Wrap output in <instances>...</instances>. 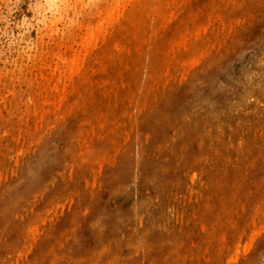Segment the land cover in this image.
Masks as SVG:
<instances>
[{
    "label": "rangeland",
    "instance_id": "rangeland-1",
    "mask_svg": "<svg viewBox=\"0 0 264 264\" xmlns=\"http://www.w3.org/2000/svg\"><path fill=\"white\" fill-rule=\"evenodd\" d=\"M51 1L53 2V4H51L52 3ZM145 1H147V0H145ZM145 1L143 0L140 3H138L139 0L138 1L136 0L135 3H133L132 5H135V4H138V5H135L136 7L132 6L130 8H132V10H131L132 12L136 9L134 11V15L132 14V16L135 17L136 14L137 15L142 14V15H139L138 18L141 17L140 19H142V21L144 20L142 22V24L146 25V23H148L146 25L147 28L144 25L138 26L139 24L137 22H134V21H133L134 23H130V24L126 25L127 27H129L131 24H133L134 26H132L133 29L131 28V31L129 30V28L131 26L127 29L130 32V34H129V32L126 31L127 33H126L125 37H127V38H125V39L127 40V42L128 41L130 42V45H127L126 47L127 48L130 47V49H128V51H126V53H125V51L122 52L123 54H126L125 57L123 56V54L121 55V53H120V58H119V52L120 51H118V53H116V55L112 54L108 57V52H106V49H105L107 46H108L107 51H109V49L111 50L114 47L120 49L122 47L121 44H123V43L127 44L126 40L123 41L122 36H119L121 32H117L118 35L116 34V35H111L109 37H107V36L104 38L102 37L103 39L106 38L103 42L100 41V40H102V38H99L100 40H98L99 42H97V44H100L99 45L100 47L97 46L95 48L96 50L94 49L92 51L91 55H89V57L86 58V60H87V63H86L87 66L85 65L86 69L83 68L80 71V73L82 71H84L83 73L80 74V75H82V78L80 77L81 78L80 79L78 77L79 76L78 71H77L78 73L77 72L73 73L74 74V76H72L73 80H75V78L78 77L79 80H77V79L76 80L78 81L79 84L78 85L76 84L77 86H74L72 88H70L69 86L65 87V93H67V94H65V97H64V99H66V100H63V102H61L62 104L60 105V108L63 109V111H62V109L59 110V108H57V107L55 108V106H52V109H51L50 103L47 102L48 97L52 98L54 96L53 97L54 103H58L57 100L59 97V93L61 91V90H57L54 88V83L56 82V80H57L56 78L58 77V71L56 69L54 70V68H56V65H57L56 62H59V60H58V57L53 55L52 52H54L55 50H57L60 47L59 49L62 52L64 51V53L65 52L71 53V50L69 49L68 45L73 44L71 46L76 47L78 41L76 39L77 42L74 43L71 38L69 40L63 39V38H65V36L63 34H66L67 32L69 33V31H71V30H77L78 28L76 25L77 24L76 21H78V22L81 21L82 22L81 24H83V22L85 24L86 21L89 20L88 17L90 15V10L87 9L83 14H81V13L78 14L76 8H73V10L72 9H69L67 11L65 10L66 12H64V10H63V12H60L58 9L63 7V4L61 3V2H63V0L61 2L59 0L58 1L57 0H0V119H1L0 120V135L1 136L3 135L2 138L0 136V138H1L0 139V229L3 231L2 232L0 230V236H1L0 237V264L2 262H3L2 264H11V262H13L12 264H16V263L17 264H31V263L34 264V262H35V264H37V261L40 260L39 257H41V262L38 261V262H40L39 264H43V263L55 264V262L56 263L58 262L57 264H72V262L75 264H80L81 261H82V264H91L90 259L92 260L94 258V260H95L97 258V256L100 254L98 252L102 251V250L98 251L99 250L98 248L100 247V245H101V247H103L104 253L101 252L102 254H101V256L99 255V257H101L102 260H99L98 259L99 257H98L96 259L97 261L95 260V262H96L95 264H106L107 263L106 261H108V262L110 261L108 264H111V263H113V264H152V263L153 264L154 263L155 264H158V263H160V264H172L174 262H175L174 264H176V263L177 264L178 263L183 264V262H184V264H209V263L210 264H226L227 262H226L225 258L228 260L233 259V261H230L231 263L227 260L228 263H230V264H264V228H262L261 232L259 230L258 233H255V231L257 229L255 230V228H253V225H252L253 222H255L254 227L256 226V228H258V226H259V229H261V227L264 225V216H263L264 211L262 212V210H264V208H263L264 204H262V203H264L263 202L264 201L263 200L264 199V0H225V1L223 0L222 3L220 0H217V1L215 0V2L210 0V3H209V1H208V3L211 5V2H213L212 5L214 4L213 7H212V5L210 6L211 9L213 8V10H214V11L211 10L212 12H210V10L208 8L209 6L204 7V4L207 3L206 2L207 0H202V1L201 0H188L189 1L188 3L186 2L187 0H185L184 4H182L183 0H174V2H175L174 5H177V4L179 5V6L177 5V7L174 6L177 9L179 7L181 8L182 5H185V6L190 5V6H187L185 8H183L184 7L183 6L182 7L183 9L179 8V11L178 10L176 11V9H173V7H172L173 5L171 3H169L170 0H148L147 2H145ZM171 1H173V0H171ZM177 1H179V2L177 3ZM190 1H192V2H190ZM196 1H198V2L200 1V4ZM218 1L220 3V5H219L220 8L218 6V4H219ZM159 2H161V4H159ZM180 2H182V3H180ZM143 4H146L147 7ZM221 4H222V6H221ZM150 5L153 7L155 6V8L151 7ZM157 5L160 8V10H162V8L165 7L163 14H161L162 12H160ZM201 5H203L202 7L204 9L206 8L207 11H205L203 13L204 15L200 14V17H199V14H197V12H198L197 10L201 8L200 7ZM137 7H139V8H137ZM142 7H144V8H142ZM151 8H152L151 13L153 12V14H150V12H149V14L151 16H153L154 19H153V17L149 16L148 13H145V12H148ZM168 9H170V10H168ZM171 9L173 11H171ZM189 9H195L197 11L196 13L194 11V15L192 14L191 16L197 17L198 21H199V19L201 20V21L197 22L198 24L194 25V23L197 20L193 21V19H191L192 21L190 22L192 24H189V23H188L189 25L186 24L187 22H189L187 20L190 19V16L188 18V13H187V11H189ZM204 9L201 8L200 10H202V12H203ZM216 9H217V11L219 10L220 12L219 11L217 12ZM228 9L229 10L231 9L232 11L228 12ZM145 10H147V11H145ZM224 10H227V11L224 12ZM56 11H58L59 14ZM221 11L224 15H222ZM170 12H174L173 17H171L169 15ZM206 12H208L209 14L211 13V14L206 15V14H208ZM213 12L215 15L212 14ZM156 13H158V15H161L157 18L158 21L162 22V20H163V22L160 24L158 22L155 23V21H154L157 17ZM178 13H180V14H178ZM190 13H193V11L191 10ZM225 13H226V15H225ZM228 13H229V15H228ZM145 14L148 15L150 18H146ZM164 14L166 16L167 15L168 16L166 17ZM185 14H186L187 18L185 16ZM179 15H180V17H178ZM227 15H228V19H226ZM176 16L179 18V19L177 18L178 21H176V19H174ZM202 16H204V17H202ZM208 16L212 17V19H205L206 17L208 18ZM224 16H225L226 20H224V18H223ZM181 17H182V19L184 18L187 20H182ZM213 17H214V19H213ZM135 18H137V16ZM160 18H161V20H159ZM167 18H170V19H168L169 22L166 21ZM55 19L57 20V22L54 23L55 26L53 25V27L57 28V29L49 28V25L52 22L51 20H54L53 22H55ZM148 19H150L151 21H149ZM173 19L177 23L174 24ZM203 19H204V21H203ZM145 21H147V22H145ZM73 22H75L76 24L73 25L74 27H71L72 24H74ZM153 22L155 24H153L154 27L151 29L150 26L151 27L153 26V25H151ZM178 22H179V24H178ZM181 22H183V23H181ZM135 24H137V25H135ZM176 24H178V25H176ZM184 24H185V26H184ZM180 25L184 26L185 28L184 27L183 28L185 30L182 29ZM190 25H191V27L193 25L192 28L196 29V30H192V32L194 31V33H187V30L191 29ZM156 26H157V28H156ZM160 26H162L163 28H161ZM186 26H189V27H186ZM140 27H144V29L140 28ZM159 27L161 28V30L163 29V31H165L163 33H166L168 31V34L167 33H166V35L161 34V30ZM166 28H167V31H166ZM141 29H143V31L145 32V37L143 36L144 38L142 36H140V35H143V33H144L143 31H142L143 33H140ZM145 29H146L147 33H146ZM48 30H49V33L51 30H58V33H54L55 35L53 34V37L57 38L56 41L54 39H52V37L49 36ZM135 30H137V32ZM151 30H154V31H152L153 33L151 32ZM158 30H160V32ZM60 31H61V33L59 35ZM62 31H64L63 34H62ZM65 31H66V33H65ZM46 32L48 34H45ZM156 32H159V33H156ZM135 33H136V35H135ZM154 33L156 36L153 35ZM212 33H213V35H212ZM57 34L60 37H58ZM127 34L130 36H128ZM158 34L162 37L161 38L162 40L165 39L164 41L168 43V46H167L168 48L165 50V48H166L165 47L162 50V51L165 50V52L167 51V53L163 52L167 56L165 57V59H163V57L165 55L162 57L163 60L161 62L159 61L160 64H156L155 62L158 63V61H156V60L160 59L159 57H161L163 55L162 52H161V56H158V59H156L154 56V58L156 60L152 56H150V57H152L154 60H150L149 59L150 57L149 58L146 57L147 53H148L147 56H149V54H150L148 51L152 52V48L155 47L156 49L154 48V50L156 51L157 48L159 50L163 47V43H162L161 39H160V41L156 40V39L160 38V36H158L159 38L157 37ZM149 35H150V37H149ZM164 35L166 36V38L170 37V40L163 38V37H165ZM135 36H137L138 39ZM111 37H113L114 42L117 43L115 46H114L115 43H113V41H112L113 38H111ZM130 37L133 39V40L131 39V41H133L132 43H135V41H137V43H135V44L138 45L137 46L138 49L135 48L136 46L133 45L134 49L132 47V51H130L131 46H132L131 41H130ZM134 37L136 38V40L134 39ZM140 37H142L143 39L147 38V39H145V42H146V40H148V41L146 42L145 45L143 44L144 42L141 41L143 39ZM40 39L43 40L42 44H41ZM151 39H154V40H151ZM187 39L190 40V45H187L189 48L187 46L185 47V41ZM110 40L112 41V43L110 42ZM70 41H72L73 43ZM107 41L109 43H107ZM150 41H152V42L155 41L156 42V43L154 42L155 46H153L154 44H152V42H150ZM58 42L60 43V46L59 45L56 46ZM63 42L65 45L63 44ZM129 42H128V44H129ZM159 42H161V43L159 44ZM101 43H103L107 46L104 47V45ZM142 44L144 45V47L142 46ZM157 44L160 47L161 46L162 47L159 48V46H157ZM42 45H44L46 48H44V46H42ZM109 45H111V46H109ZM191 45H192V47H191ZM140 46H142L141 49L139 48ZM151 46H152V48H150ZM49 48H50V50H49ZM39 49L42 51H40ZM144 49H145V52H144ZM37 50L40 51V53ZM44 50H47V51H45V53H44ZM133 50L135 53L133 52ZM136 50H138V51H136ZM48 51H49V55L47 56ZM98 51H100V52H98ZM141 51H143L142 55H140ZM103 52H104V54H106V56L103 54ZM35 53H36V56H35ZM129 53L131 55H129ZM136 53H138V57H137ZM156 53L157 52H155L154 55ZM37 54H41V55L44 54L43 56L45 59L43 60L42 56L40 55V57H41L40 58ZM93 54H95V55H93ZM100 54L102 56H105V58H102V56ZM132 54L134 55L133 58L135 60L138 59L140 56H142L144 61L140 57L142 62H139L140 61L139 59L135 62V60L131 58ZM157 54L159 55V53H157ZM157 54H156V56H157ZM28 55L29 56L32 55V56H30V58L31 57L34 58V60L31 58V61L33 60L32 62L29 60ZM127 55H129L131 57H126ZM151 55H153V54L151 53ZM168 55L170 58H168ZM51 56H53L54 58H52ZM111 56H114V57L116 56L115 57L116 61L114 59H112ZM143 56L146 57V61H149V65L151 64L150 61H155L154 62L155 64L151 65L152 67H154V69L157 67H161L160 65L164 61H167V62H165L167 64L165 66L164 65L165 63H164L163 64L164 67L163 68L161 67L160 70H158V68L155 69L158 72H156V71L153 72L154 69L148 71V70H145L148 63L145 61ZM179 56H182L181 58H183L182 62L178 60L179 61L178 64H180V65H178L176 63L177 58ZM55 57H56V60H58V61L55 60ZM97 57H99V58L97 59ZM100 57L104 62L101 60L98 61L100 59ZM106 57H108V60L111 58L110 60H113V61H110V60L107 61ZM48 58H49V61H46V60H48ZM128 58L129 59L131 58L135 62V64L139 63L136 65L139 68H137L134 64H133L134 66H132V63H134V62L128 60ZM121 59H123V61L125 60V62H123V63L127 64V65H124V66H127V68L122 65ZM171 59L172 60L174 59L173 60L174 62H168V61H171ZM95 60H96V62L94 64ZM44 61H45V63L47 62L46 67L43 66V65H45ZM33 62H35V63H33ZM49 62H50V64H49ZM102 62L104 65V69H101V70L98 69V71H97V68H102V66H103ZM108 62H109V64H107ZM115 62L119 64L118 66L121 65L123 68L121 69V67H118L116 64L117 68H120V69L116 68L115 69L116 71H115L114 70V68L116 67L114 64ZM128 62L130 63V65L128 64ZM30 63H31V65H29ZM36 63H39V64H37L39 66H37ZM55 63H56V65H55ZM168 63H170V65ZM98 64H99V66H101V65L102 66L99 67ZM110 64H111V67L113 66L112 67L113 69L111 67L107 68ZM142 64H144L145 66H141ZM171 64H173L174 68L172 67ZM34 65H36L37 68H35ZM54 65H55V67H54ZM105 65H106V67H105ZM128 65L130 68L132 67V73L136 72V75L139 74L140 78L138 77L139 75L136 76L135 73L132 75ZM175 65H176V68H175ZM32 66H34V67H32ZM47 66H49V67H47ZM41 67H44V69H42V71L40 72V71H38L39 70L38 68H41ZM134 67H136V68H134ZM140 67H143L144 69L142 68L143 69L142 70ZM29 68H30V70H29ZM110 69H112V70H110ZM125 69L126 70L128 69L131 75H129V76L126 75L127 76L126 77L125 74L128 71L125 73ZM133 69H135V70L140 69V71L142 72V75H141V72L139 70H138L139 73H137V71H134ZM147 69H150V66H148ZM99 70H100V72H99ZM119 70H122V71L119 72ZM123 70H124V72H123ZM111 71L112 72L114 71L113 75H112ZM86 72H87V75H86ZM116 72H117V74H116ZM168 72L173 73L172 77H169L171 75H168L167 74ZM39 73L40 74L42 73V76H41L42 78L39 77L40 76ZM122 73H123V76H122ZM83 74H85L86 76H84ZM103 74L105 77L103 76ZM118 74H120L119 75L120 78H118L119 77ZM116 75L118 78V79L117 78L116 79L120 80V82H121V84H119V85L116 84L117 82H115L116 81L115 78H114L115 83L112 82L114 84L110 83V81H109V79L111 78L110 76L116 77ZM130 76H131V78H130ZM141 76H142V78H141ZM174 76L176 78H174ZM123 77L125 78L124 80H123ZM128 77L130 79L126 80V79H128ZM132 77H133V81H132ZM137 77L139 78V80L141 79L140 81L143 82V83H141V85L139 83L140 81L138 82ZM145 77H146V80H145ZM107 78H109V79H107ZM151 78H153L152 83H151ZM170 78H172V79H170ZM29 79H30V81H29ZM104 79L105 80L107 79V81H109V85L111 87H109V88L104 87L105 82H106L105 83L106 86H108V82L105 81ZM134 79H135V85L134 86L132 85L134 83H131L129 85V81L134 82ZM143 79L145 81H143ZM147 79H148V82H146ZM168 79L171 80L170 81L171 83L169 82ZM47 80H49V82H47ZM76 80H75V82H77ZM81 80H84L86 84L84 82H81ZM86 80L88 81V83L86 82ZM102 80H104L105 82L104 81H103L104 83L101 82ZM136 80H137V83H139L138 86L139 87L142 86V87L138 88ZM160 80H162V81L166 80L167 82H162ZM3 81H5L4 85H3ZM111 81H113V79ZM127 81H128V86L126 87L124 84L127 83ZM157 81H159V82H157ZM9 82L12 85H10ZM41 82L43 85L41 84ZM144 82H146L145 85L147 84V86H148V84L150 85V83H151L152 86H150V91H148L149 90L148 87H147V89H144V88H146V86L143 87ZM6 83H9V85L7 84L8 85L7 86ZM38 83H39V86H38ZM89 83H90V86H88ZM154 83H159V84H155V86H154L153 85ZM169 83H170V85H172L171 86L172 88L171 87L168 88V86H170ZM80 84L82 86H85V87H83V90H82V88H81L82 86ZM93 84H95L94 88H92ZM166 84H168V85H166ZM123 85L126 87V89H124L125 87H123ZM161 85H163L164 88ZM79 86H81V87H79ZM97 86H98V89L96 88ZM114 86H115V88H114ZM158 86H159V88H158ZM87 87L90 89H87ZM101 87H102V90H101ZM121 87H123V88L121 89ZM134 87H135V89H133ZM161 87H162V89L165 90V92L163 90H161ZM73 88H74V90H73ZM119 88L122 92L121 94L124 93L123 96L124 95L126 96V97L124 96L125 98H128L127 94H132L131 96L136 97V98L132 97L134 100L136 99L134 101L131 98V96L129 95L130 100L131 101L133 100L135 102L134 103L135 106L137 105L136 107H134L133 106L134 104L129 102L128 99H126L127 102L124 100H123L124 103L121 102L123 98L121 99L122 96H120V95H119L120 99L118 98V94L120 93ZM129 88L132 91L134 90V92H135V90L138 91V93H139V91H141V92L139 94L135 92L137 95L135 94V96H134V92L133 93H131L132 91L131 92L128 91V93L126 92L127 89L129 90ZM137 88H138V90H137ZM141 88L144 89V93H145V94H143V95H145L144 97H143V95H141V93L143 91ZM165 88H168V90H166ZM11 89H13L12 90L13 93L15 92L16 94L15 93L14 94H10V93L8 94V92H9L8 90H10V92H11ZM75 89H76V92H75ZM99 89H100V91H99ZM156 89L158 92H156ZM69 90H71V91H69ZM78 90H80V91H78ZM92 90H94L95 93ZM107 90H109L108 91L109 93H107ZM113 90H115V91H113ZM81 91H84V93H81ZM101 91H104L105 94H107L108 96H105L104 92H101ZM153 91L158 95L157 98L162 97L161 98L162 102L160 101V99H159V101H157L158 99L155 97L156 94L154 96V93H152ZM167 91H168L169 95L166 93ZM112 92L114 93V97L112 96V99L110 100V96L113 95ZM117 92H118V94H117ZM147 92L154 97V98L151 97L153 101L152 100L149 101V98L151 95H148ZM74 93H77V94H75V96H74ZM78 93H79V95L80 94H83V95H80L81 96L80 97V96H78ZM96 93H98L99 95H96ZM164 93H166V94H164ZM92 94H94V95H92ZM41 95H43L42 97H44V98H42ZM76 95H77V97H76ZM85 95H86V97H84ZM12 96L15 98H13ZM31 96H33V97L31 98ZM67 96L69 99L66 98ZM73 96H74V99H73ZM95 96L96 97L97 96L98 97L103 96V102L107 99L105 102H107L108 105H109V103H111V105L115 104L114 107L117 105V107H116L117 109L116 108L114 109L113 106L107 107V104H105V102H104V105L102 103L95 104V101L98 102L96 100L97 98ZM3 97L8 98V99H5ZM140 97L141 98L143 97V99H144V101L142 99L143 102H145V97L146 98L149 97L147 99L150 103H148V101H146V105L144 103L140 105V101L139 102L137 101ZM71 98L74 101H72ZM81 98L83 99V102H82ZM88 98H89V100H88ZM104 98H105V100H104ZM117 98L119 99V101ZM141 98L139 100H141ZM3 99H4V101H3ZM9 99H11V105L7 101ZM31 99H32V102L34 101L33 103L31 102ZM75 99H77L78 101H76ZM101 99H99V100L101 101ZM154 99L156 100V102ZM44 100L47 102V104H45L46 102ZM67 100H68V102H67ZM79 101H81V102H79ZM111 101H113L115 103H113ZM4 102H5V105H4ZM72 102L74 104H72ZM93 102H94V106L100 105V107H102V108H99V106H98L99 110L98 109L97 110L100 111V113L103 112L104 114L107 115L111 111L110 113L113 112V114L107 115L108 119H107L106 115L100 114L102 116V118H101L99 113L96 111L97 107H95L94 111L97 113L96 115H99V117H97L95 115V112L93 111L94 116L97 117V118H94L95 119V122H94V120H92L93 117L91 118V116H89V114L93 115V114L89 113L90 111L92 112V110H90V109L94 108ZM157 102H159V103H157ZM43 103H44V105H43ZM70 103L73 105L74 110L71 109L72 105L70 106L69 105ZM81 103H83V104H81ZM130 103L133 105H131ZM118 104L121 107L118 108V106H119ZM125 104L129 105V106H126V107H129V109H132L133 107L136 108V111L138 110L137 107L139 108V106H141L140 107L141 109H142V107H144V108H143V111L139 108L140 109L139 111H141L142 113L138 111V115H137V114H135V113H137L135 111V109L133 110L135 112H133L132 110H129V109L128 110L122 109L123 106H125ZM149 104L152 105L153 108L150 107ZM158 104H159V106H155ZM28 105H30V106L28 107ZM76 105H78V106L80 105V106L77 107ZM147 105H149V107ZM9 106H12L10 110H9V108H10ZM37 106H38V108H37ZM85 106H87V111L90 110L89 112H87L89 114L86 113L87 114L86 116H89V118L84 116L85 112L82 111V110H84ZM103 106H105L107 108L104 107V109H103ZM65 107H66V109L68 108L66 111H64ZM126 107H124V108H126ZM30 108H31L32 112H31ZM33 108L35 109V111H33L34 110ZM148 108H151L149 111V114H147ZM118 109H122V110H119L122 113H119L116 115V112L118 113ZM12 110L14 111L15 114L13 113ZM39 110L42 113L41 112L39 113ZM123 110H125V111H123ZM126 111L128 112V115L125 114V113H127ZM129 111H131L133 114V116H132V114L130 113L131 119H128V117H130ZM65 112L67 113V115ZM143 112H147V113H143ZM33 113H35V115ZM54 113H56V114H54ZM57 113H58V115H57ZM61 113L63 115L65 114V115L61 116L62 115ZM81 113H83V114H81ZM121 114L122 115L125 114V116L123 117ZM139 114L141 116H143L144 114H147V115L141 117V116H139ZM59 115H60V117H59ZM120 115L124 119L120 118L121 117ZM83 116L85 117V119L83 118ZM78 117L79 118L82 117L83 119L80 118V121H79ZM103 117H106V119H107V121H106V119H104V123H103ZM90 118L93 122H91ZM114 118H116V119H114ZM125 118H126V120H125ZM61 119H63V120L61 121ZM96 119H100L101 123H99V120L97 121ZM118 119L121 121V123H120V121H118ZM89 120H90V124H86V123H89ZM115 120L118 122V123H116L118 125L113 124L114 122H116ZM127 120L131 124L130 128H127L128 126H130V124L127 126V124L129 123V122H126ZM85 121H87V122H85ZM111 121H112V123H111ZM122 121H124V122H122ZM1 122L2 123L4 122L5 124H2ZM125 122L127 124H124ZM83 123H85V124H83ZM96 123H97V126L100 124L101 125L104 124V125L103 126L100 125L101 126V128H100V127L96 126ZM107 123H109V124L107 125ZM43 124H46V125H43ZM80 124H81V126H80ZM119 124H120V126L122 124V126H121L122 129L120 128ZM35 125L37 127L35 129L36 131L33 130L35 128ZM82 125H84L83 128H85L86 131H84L85 129L82 128ZM105 125H106V127L107 126L108 127L106 128ZM38 126H41V128ZM42 126H44V128ZM109 126L114 127V129L110 128ZM123 126H125V127H123ZM91 127H92L93 131H92ZM102 127L103 128L105 127L104 129L106 131L104 129H102ZM1 128H3V129H1ZM15 128H17L19 131H20V128L22 130L18 133L17 132L18 130L17 129L15 130ZM80 128H82L83 130H78ZM99 128L102 130L100 131ZM109 128H110V133L115 132V134H116L115 136L113 135V133L111 135H113L114 139H116L117 141L110 139V138H109L110 140H108V137L112 138V136L108 132ZM125 128H127V129H125ZM45 129H46V131H45ZM97 129H99L98 132H97ZM111 129H112V131H111ZM116 129H117V131H115ZM120 129L123 130L122 132H124L125 130H126L125 132H127L129 129L128 132L130 135L126 133V136H124L125 137L124 138L123 135H125V134L124 133L122 134ZM3 130H4V132H3ZM43 130L45 132H42ZM90 130H91V133H93L92 135H89ZM140 130H141V133H140ZM23 131H24V133L22 134ZM79 131L81 132V134H79L80 133ZM118 131L122 135H120V133H118ZM2 132H3V134H2ZM28 132H30L29 135H28ZM76 132H79V133H76ZM85 132H86V134L88 132V134L86 135ZM83 133L86 136H84ZM102 133L108 137L103 139V137H106V136L103 135ZM117 133L119 134L118 136H120L121 138H119L117 136ZM145 134L148 136H146ZM99 135H100V137H99ZM26 136H28V137H26ZM127 136H128V139H127ZM39 137H40V139H39ZM97 137H98V140H97ZM122 137L125 140L127 139L126 140L127 142H129V138H130L131 143L129 142V144H128V143H126V141L124 142L122 140L123 139ZM25 138H26V140H25ZM99 138L101 139V142H100ZM142 138H143V140H142ZM85 139H86V141H85ZM105 139H107L106 142H105ZM120 139L123 141V143H121L122 141ZM35 140L37 141V143H35L36 142ZM118 140H120V144L119 143L117 144V142H119ZM31 141H32L33 145L31 144ZM107 141H108V143H107ZM144 141L146 142L145 143L146 145L144 144ZM170 141H172V143ZM82 142L84 143V148H87L86 146H88L90 153L94 152L95 150H96V152L92 153V155L91 154L89 155L88 154L89 152L86 153L87 152V151H85L86 149L82 148L83 147V144H81ZM91 143H92V145H91ZM102 143L104 144V147H103ZM109 143H111V145ZM124 143L127 144L126 146H128V145H130V146H128L126 148ZM240 143H241V145H239ZM22 144H24V145H22ZM112 144H113V147H115L114 150L120 149L119 152L113 151V153L114 152L116 154L120 153L121 156H118L119 154L117 156H116V154H115V156L113 155V153H112L113 148L112 149L110 148V146H112ZM115 144L116 145L122 144L123 146L121 145V147L120 146L116 147V146H114ZM147 144H148V146H147ZM199 144L201 145V147ZM20 145L22 147H20ZM101 145L103 147L102 150H101ZM92 146H95V147L93 148ZM97 146H99L100 148L99 147L97 148ZM129 147L131 150H129ZM88 148H87V150H88ZM17 149H20V150H17ZM82 149H84V150L81 151ZM99 149H100V151H102L101 154L103 153V149H104V152H106V150L109 149L108 153L106 152L105 156L107 155V158H108V156L110 157L111 155H113L114 157L111 156V160L116 158V159H114V163H111L110 158H108V161H107V158L105 156L104 157L101 156ZM214 149L219 154L215 153ZM27 150H28V152H26ZM188 150H190V151H188ZM16 151L18 153H16ZM124 151H126V153L128 155L124 154L125 156L124 155L122 156V153ZM97 152H99L97 155H100L101 158H105V160H106V161L105 160L102 161L103 164L101 161H99V164H100V162L102 164V165L100 164L101 168L98 167L99 166L98 165L99 157L96 160V158H97L96 153ZM82 153H85V154H82ZM86 154L88 155V158L90 156V158L88 160H90V159L93 160V156H94V159L96 160L97 164H93L95 162V160H93L94 162L91 160L92 164H89L90 161L87 163V159H86L87 155ZM182 154L184 155L183 158H182V156H183ZM205 154H207V156H205ZM18 155H20V156H18ZM95 155H96V157H95ZM126 155H127V157H126ZM175 155H176V157H175ZM179 155H182V156H179ZM117 157L118 158L121 157V159H119L117 161V159H118ZM122 157H124V158H122ZM198 157H200L201 159ZM196 158L198 159V161ZM84 160L86 162H84ZM199 160H200V162H199ZM203 160L206 162H204ZM227 161L229 162V164L227 163ZM249 161H250V163H249ZM121 162L123 163L122 165L120 164ZM176 162L178 163V165L176 164ZM79 163H83V166L84 167L86 166V167L84 168ZM235 163L239 167H237ZM248 163H249V165H248ZM86 164H89V165H86ZM104 164H106V165H104ZM107 164L108 165L110 164L112 166L109 165L107 167ZM78 165L81 166L82 168H80ZM91 165L96 167V172H93L94 176L92 175V172H89V171H93L95 169V168H93V170L90 169L89 167ZM240 165H241V167H240ZM93 166H91V167H93ZM245 167H248V168H245ZM70 168H71V170H70ZM98 168L100 169L99 170L100 175L97 173ZM244 168L246 171L244 170ZM64 169H66V170H64ZM111 169H112V171H111ZM192 169L194 170V172H197V170H198V172H197L198 175L200 173L201 176L200 175L199 176L203 181L200 180L199 178H198V180H199V182H201V186H199L200 185L199 182H196V184H194V182L191 179L190 180L193 182L194 186L192 184H190L191 181L189 182V178H191V176H192V174H190ZM195 169H197V170H195ZM200 169H202L201 172H200ZM241 169H242V171H241ZM63 170H64V172H63ZM103 170H105V172ZM117 170H118V172H117ZM174 170L175 171L177 170L176 173L174 172ZM189 170H190V172H189ZM193 170L191 173H193ZM208 170H210V172ZM248 170L250 172H248ZM113 171H114V173H113ZM145 171L148 172L147 173L148 176H147ZM152 171L155 172V173L153 172L155 175L152 174ZM186 171H187V173H186ZM225 171H227V172H225ZM26 172L28 175L26 174ZM69 172H70V174H68ZM106 172H107V176H104L102 173L106 174ZM110 172H112V173H110ZM180 172H181V175H180ZM203 172H204V174H203ZM246 172L250 173V174L247 173L249 176L247 174H245ZM88 173H90V174H88ZM108 173H109L110 177L108 176ZM169 173H170V175H169ZM82 174H83V176H82ZM110 174H112V175H110ZM165 174L168 177L165 176ZM177 174H179V176H178L179 178H177ZM189 174L191 175L190 177H189ZM234 174H236V175H234ZM88 175L90 176L89 178H88ZM143 175L147 176V177H145L146 179L144 178ZM156 175L160 176V177H157ZM151 176L153 178L155 177V179L157 178L158 180L153 179L155 181V182H153V180L150 179V178H152ZM213 176L215 179L213 178ZM85 177L88 178V180H86ZM141 177H142V179H141ZM209 177H211V178H209ZM219 177H221V178H219ZM246 177H247L249 182L247 181ZM250 178L252 179L251 181L254 180L253 182H255V183L251 182ZM111 179H112V181H111ZM159 179H161L160 183L162 185L160 183H158ZM165 179L167 180V182ZM143 180H145V182ZM205 180H206V182H205ZM207 180H208V182H207ZM215 180L219 181L218 185L222 190L220 188L218 189V186L216 185L218 182L217 181L215 182ZM240 180H241V182H240ZM180 181H181V184H180ZM210 181L214 185L213 184L210 185V183H209ZM226 181H228L230 183H228ZM243 181L244 182L247 181V182L244 183ZM86 182L87 183L89 182V184H85ZM142 182H144V183H142ZM90 183H92V184H90ZM145 183H146V185H144ZM153 183H154V185H153ZM223 183H225V184H223ZM232 183L233 184L235 183V185H233V186H235V188L232 186ZM251 183H252V185H251ZM98 184H99V186L97 188ZM158 184H160V185H158ZM205 184H206V186H205ZM83 185H86V186L84 187ZM152 185L157 186V187L154 188ZM248 185L253 187L254 189H251ZM255 185H256V187H254ZM165 186H167V187H165ZM189 186H191V188L193 187L192 188L193 190ZM2 187H3V189H2ZM73 187H77L78 190L81 192V194H80V192L76 191L77 188L75 189ZM186 187L190 188L192 193H191L190 189L188 190ZM152 188H153V190H152ZM199 188L202 189L201 192H200ZM204 188H207V189L209 188V189L205 190ZM162 189L166 193H164V191H161ZM177 189L179 191H177ZM195 189H197V190H195ZM210 189H211L212 193H211ZM236 189H237V191H236ZM248 189H249V191H248ZM81 190H83V191H81ZM157 190H160V191H157ZM74 191H75V193H74ZM84 191H86V192H84ZM167 191H168V194H167ZM188 191H190V193L193 195H191ZM195 191H198V192H195ZM204 191L206 194L203 193ZM207 191H210L211 194ZM215 191H217L216 194H218V195H215ZM252 191H254V192L252 193ZM41 192H43V193H41ZM87 192H92V194L89 193V195H87L86 194ZM156 192L162 193L161 194L162 197L164 196L163 199H166L169 202L171 201L172 203L178 202L179 204L177 203V205H176L173 203L172 204L173 205L172 206L173 211L170 210L172 208L171 204H170L171 202L170 203L167 201L162 202L165 200H162V197H160L161 195L159 193H156ZM193 192H195V193H193ZM237 192L241 193V194H238ZM77 193H78V196L79 195L80 196L76 197V199H75V196H77L76 195ZM176 193L177 194L179 193L181 196L179 194L176 195ZM187 193H188V195L190 194L188 196L189 199L187 198ZM39 194L40 195L42 194V195L40 196ZM226 194L228 195V197H226ZM236 194L238 197L236 196ZM255 194H256V196H255ZM165 195H166V198H165ZM185 195H186V197H185ZM198 195L199 196L201 195L202 198L199 197ZM206 195H208V198L206 197ZM214 195L216 196V198ZM258 195H259V197H258ZM1 196H3V197H1ZM70 196H71L72 201L70 199H68V198H70ZM87 196L88 197L90 196V198H91V196H93L94 198L92 197L91 199H89V198H87ZM175 196L177 197V199ZM192 196H194V197H192ZM221 196H223V197L221 198ZM229 196H231L232 198H230ZM249 196H251V197H249ZM198 197H199V199H198ZM219 197L222 200H220ZM77 198L79 199L78 201H77ZM82 198H84V199H82ZM171 198H173V199H171ZM194 198H196V199H194ZM210 198L213 200H211ZM229 198L232 201H230ZM238 198H240L242 200H240ZM75 200L77 201V203ZM81 200H85L84 202L87 205V206H85L86 208H84V206H83L85 203ZM155 200H157V202H159V203H157ZM176 200H177V202H175ZM183 200H184V203H183ZM188 200H189V202H188ZM236 200L239 201V203H237ZM257 200H259V203H261V202L262 203L259 204ZM212 201H213V203H212ZM74 202H75V204H77V206L74 204ZM206 202H207V204L208 203L209 204L207 205ZM214 202H217V203H214ZM226 202H227V205H226ZM240 202L241 203L243 202L245 205L243 203H242L243 205L240 204ZM163 203H164V205H163ZM253 203L259 204V205L257 206ZM55 204H58V205L56 206ZM79 204L81 207L79 206ZM182 205H185L186 208L183 207ZM237 205H239V207ZM246 205H247V209H250V210L245 209ZM254 205H255V208H253ZM159 206H160V208H159ZM209 206H211V207H209ZM223 206L227 207L228 209L223 208V209L219 210V208H222ZM248 206H250V207H248ZM48 207L51 208L50 211L47 210ZM52 207H54V209L56 208L55 213L57 215L56 214L54 215V211H53L54 209ZM177 207H179V208H177ZM202 207H206V208H202ZM61 208H62V210H61ZM196 208L197 209L199 208L200 213L198 210L195 211ZM229 208H230L231 212H230ZM235 208H240V210L238 211V209H237V211H235L234 210ZM29 209H31V211ZM45 209L48 212V214L45 211ZM75 209H77V210H75ZM178 209L180 211H182V210L185 211L184 214H186V215L184 216L183 213L180 214V211ZM192 209L194 211H192ZM212 209H214V210L212 211ZM255 209L256 210L258 209L259 212L256 211ZM259 209L260 210L262 209V210L260 211ZM20 211L22 213H20ZM171 211H172V215H174V213H175V216L171 215V213H170ZM210 211L212 213H210ZM215 211H217V212H215ZM221 211H223V212H221ZM226 211H228L231 214L227 213ZM43 212L44 213L46 212L47 215L50 214L51 219L49 218V216H47L48 218L45 217V214ZM59 212H60V214H59ZM81 212H82V214H81ZM176 213L178 215H176ZM208 213H210V214H208ZM217 213L219 215H217ZM19 214L20 215L22 214V216H18ZM35 214L38 217H39V215L40 216L42 215L44 220L42 218H40V220H39L38 217L34 216ZM190 214H191V216H190ZM228 214L231 216L229 217ZM245 214H247V215H245ZM250 214H253V216ZM29 215H30L32 220L29 219L30 218ZM180 215L182 218L181 217L179 218ZM192 215L193 216L195 215V217H193ZM199 215H200V217H198ZM232 215H233V218L234 217H236V218H234V219L231 218ZM255 215H257V219H255L256 218ZM261 215H262V217H261ZM32 216H34V217H32ZM166 216H167V218H166ZM217 216H219V217H217ZM12 217H14V218H12ZM205 217H206V220H205ZM27 218H28V220H27ZM45 218H47V219H45ZM74 218H75V220H74ZM169 218H171V220ZM173 218H174V220H173ZM183 218L185 219L184 221L186 223H188V225L183 221ZM190 218H191V220H190ZM196 218H197V220H196ZM213 218L215 219L216 222L213 221L214 220ZM223 218H225V220H223ZM227 218L228 219L230 218V219L228 220ZM252 218H254V219L252 220ZM179 219H182V220L179 221ZM194 219L196 222L197 221H200V222H197V224H194V223H196L194 221ZM231 219L234 220L233 221L234 224L228 223V221L231 222ZM46 220H48L49 222ZM76 220H77V223H76ZM165 220H166V222L168 220L167 224H168V226L170 225V227H171V228L169 227V230L170 229L171 230L168 231V233H167L168 226H167ZM176 220H177V222H176ZM218 220H219V223H218ZM72 221H74V223H73L74 226L71 223ZM201 221H203L202 222L203 228L200 227V229H199V226L201 225ZM250 221H252V222L250 223ZM26 222H28V224H30V225L32 222H34L35 224L37 223L38 224L37 229H38L39 235H37V232H36L37 230L35 229V224H34V228H33V224H32V226H30V225L26 224ZM198 223H199V225H198ZM211 223H213V227H215L216 223L220 227L216 225L215 228H217V229H215L213 227L210 228V226L212 225ZM224 223H225V225H224ZM235 223H237V225ZM261 223H263V224H261ZM49 224H50V226H48ZM164 224H165V227H164ZM191 224H192L193 228L191 227ZM227 224H229L230 226ZM27 225L29 226V228L32 227L35 230V232H32V229L27 228L28 232L26 233V231H25L26 228L24 226L27 227ZM39 225H40V227H39ZM69 225H71L70 228H69ZM184 225H186V226H184ZM226 225L228 226L227 230H226V227H227ZM249 225L250 226L252 225V226L250 227ZM65 226H66V228H65ZM180 227H182V228L180 229ZM183 227H185V228H183ZM205 227H207V228L205 229ZM231 227H232V229H231ZM21 228L22 229L24 228V229L22 230ZM41 228H42V232H41ZM166 228H167V230H166ZM219 228L221 231L219 230ZM244 228L247 230H245ZM46 229H47V231H45ZM64 229H67L69 231H66V230L64 231ZM195 229H197L196 230L197 232L194 231ZM198 229H199V231H201L200 234L202 236L199 235ZM19 230H20V232H19ZM161 230H163L162 234L164 236H162V234L160 232ZM176 230H177V232H176ZM187 230L191 231V234H192L191 237H190L191 234L188 233ZM202 230H203V233H202ZM205 230L209 231V232L206 231L208 234L205 232ZM217 230L219 232H217ZM253 230H255V231H253ZM22 231H23V233H21ZM29 231L32 232L33 235H31L32 233H30ZM62 231L65 234V235L62 234L63 237L60 234V233H62ZM179 231L183 234V236H182V234H180ZM226 231H228V232L226 233ZM244 231H245V233H243ZM249 231L250 232L252 231L255 233V234L252 233L253 235L251 234V237H255L254 239L249 237L250 236V235H248ZM175 232L177 234H179V236H181V237L177 236V234ZM224 232L226 233V236L223 235V234H225ZM28 233H30V234L27 235ZM34 233H35V235H34ZM164 233L169 234V237L167 234L165 235ZM171 233H174V234H171ZM241 233H243V234L241 235ZM228 234H229V236H228ZM26 235L28 236V238L34 237L37 235L36 236L37 238H36V240H35V238H33V240H31L32 238H29V239L26 238L27 239V241H26V239L24 238ZM194 235H195V238H194ZM56 236H58V237H56ZM222 236H224V238ZM57 238L60 240L59 242H57V240H58ZM167 238H168V241L170 240V242L167 241ZM177 238H179L180 240H178ZM222 238L224 241H222ZM237 238H240V240ZM245 238H248V239H245ZM54 239H57V240L55 241ZM197 239H199V240H197ZM249 239H251V240L249 241ZM29 240L31 242H29ZM181 240L182 241L187 240L189 242L188 243L189 246L186 244L187 241H186V243H184L185 241L182 242ZM237 240H239V242H237V243H239V246L235 245ZM245 240L246 241L248 240V241L246 242ZM24 241H26L27 243ZM34 241H35V243L32 244ZM196 241H197V243H196ZM213 241L215 242V244L213 243ZM23 242L25 243V245ZM28 242L31 244L30 246L27 245V244H29ZM54 242L57 244H54ZM222 242H225V244L223 246H222ZM244 242H246L248 245L251 242L250 246H248L246 244L248 246V249H247V246H245ZM13 243H15V245H13ZM22 243H23V245H22ZM175 243H176V246L179 245L177 247V249H176V246H174L175 248L171 247ZM181 243H184V245L186 244L187 246H184ZM190 243H192V244L190 245ZM203 243H204V245H203ZM11 244H12V246L10 248ZM131 244H134V245H132V247H131ZM193 244H194V246H193ZM243 244L246 247V249H244L245 247L243 246ZM52 245L55 247L57 246V250L55 247L53 248V249H55V251L53 252V254H55V256H52V253H51L53 251L51 249ZM182 245H183V247H182ZM209 245H210V247H209ZM25 246L31 247V248H27ZM127 246L129 247V249ZM237 246H238L237 251L238 250L239 251L237 252L235 250L236 252H234V249H236ZM63 247H65V249ZM133 247H135L137 249L132 250L133 253H131V249ZM187 247H188V249H187ZM20 248H23L22 249L23 251ZM24 248L27 251L24 250ZM135 248H133V249H135ZM171 248L173 250L175 249L177 251L175 253H172ZM193 248H195V250ZM242 248L245 250L244 252H242V250H243ZM18 249H19V251H18ZM49 249H51L52 251L51 252L48 251ZM198 249H199L200 253L198 252ZM128 250H129V252H128ZM45 251H48V253L50 252L51 255L50 254L48 255V253H46ZM69 251H70V253H69ZM105 251H107L106 253L107 254L109 253V254L106 255ZM183 251L185 253H183ZM192 251H193V253H192ZM194 251H196V252H194ZM13 252L16 254L18 252H20V253L18 255H15ZM120 252H122V255L120 254ZM124 252H125V254L123 256ZM164 252L166 255L170 254L169 255L170 257L169 256L167 257L166 255L161 254ZM231 252H233V253L231 254ZM56 253L58 255H60L59 258H57ZM92 253L96 254L97 256L94 254L92 255ZM112 253L114 255H111ZM115 253H116V255H115ZM178 253H180V255ZM191 253H192V255H191ZM8 254L9 255L13 254L14 256L13 255L8 256ZM20 254H22V255L20 256V259H19ZM41 254H42V256H40ZM129 254L131 257L129 256ZM160 254L164 256V259H165V257L167 258L166 261L162 258L163 256H161ZM234 254L238 255L237 258L234 257ZM84 255H86V256L84 257ZM127 255L129 257L128 259H127ZM177 255H179V256H177ZM190 255L191 256L194 255V257H192V259L194 260V263H193ZM201 255H202V257H201ZM7 256H8V258L6 260ZM49 256H50V258H53L52 261H54V263L51 261ZM132 256L134 258L133 260H132ZM187 256H189V257L187 258ZM14 257H16V258H14ZM54 257L57 260H54ZM173 257H175L176 259H173ZM179 257L181 258V260L184 258L183 260H188V261H181L179 259ZM203 257L205 259L206 258L208 259V257H209V259H211V261L207 260V259L203 260L202 259ZM231 257H233V258H231ZM12 258L17 259V262L15 260L13 261ZM48 258L51 261L50 263L48 261L49 260ZM81 258H83L85 260V263L83 262V259H81ZM160 258H162L164 261ZM9 259L12 261H10ZM31 259H34V261ZM35 259H36V261H35ZM45 259H46V261H45ZM77 259L78 260L81 259V261L78 263ZM112 259H115L117 261L115 262V260H113L114 262H112ZM169 259H170V261H169ZM28 260H29V262H28ZM94 260H92V264L94 263ZM123 260L126 263L123 262ZM153 260H154V262H153ZM179 260L181 263L178 262ZM213 260H214V262H213ZM42 261H44V262L42 263ZM103 261H105L106 263ZM19 262H21V263H19ZM97 262H99V263H97Z\"/></svg>",
    "mask_w": 264,
    "mask_h": 264
},
{
    "label": "bare ground",
    "instance_id": "bare-ground-1",
    "mask_svg": "<svg viewBox=\"0 0 264 264\" xmlns=\"http://www.w3.org/2000/svg\"><path fill=\"white\" fill-rule=\"evenodd\" d=\"M57 1H58V0H57ZM59 1L61 2L62 0H59ZM135 1H136V0H86V1H85V0H63V2H61V3L63 4V7L60 8V9H58L60 12H63V10H64V12H66V11L69 10V9H72V10H73V8H76L78 14H79V13L83 14L87 9H89V10H90V15H89V17H88L89 20H87V19H88V18H87V19H86L87 21H86L85 24H84V22H83V24H81V23H82L81 21H80V22L76 21L77 24H76L75 22H73L74 24L71 23V24H72L71 27H74L73 25H75V24L77 25V28H78L77 30H71V31H69V33H68V32L66 33V31H65L66 34H63L64 31H62V34L65 36V38H63V39H67V40H69V39L71 38V39L73 40L74 43H76V42L78 41L76 47H75V46L72 47L71 45H73V44L68 45L69 49L71 50V53H70V52H69V53H68V52H67V53H66V52L64 53V51L62 52V51L59 49L60 47H59L57 50H55L54 52H52L53 55H55L56 57H58V60H59V62H56V61H58V60H56V57H55V60H56L55 62L57 63V65H56V63H55L56 68H54V70L56 69V70L58 71V77L56 78L57 80H56V82L54 83V88L57 89V90H61V91H60V93H59V97H58V100H57L58 103H54V98H53L54 96H53L52 98H49V97L47 98V102L50 103V105H51V106H50L51 109H52V106H55V108H56V107L59 108V110L62 109V108H60V105L62 104L61 102H63V100H66V99H64V97H65V94H67V93H65V87L69 86L70 88H72V87L77 86V85L79 84L78 81H77V80H79L78 77H79V78H80V77L82 78V75H80V74L84 72V71H82V72L80 73V71H81L83 68H85V65H86V63H87L86 58L89 57V55H91L92 51H93L97 46L100 45V44H97V42H99L98 40H100L99 38H102V37L104 38V37H106V36L109 37V36H111V35H116L117 32H121L122 34L120 33L119 36H122V40L125 41V40H126L125 38H127V37H125V36H126V33L129 32L127 29L131 26V27L129 28V30L131 31V28L133 29L132 26H134L133 24H131L129 27H127L126 25H128V24H130V23H134V22H137V23L139 24L138 26H143V25H144V24H142V22H143L144 20L142 21V19H140L141 17L138 18L139 15H142V14H139V15L136 14L137 18H135L136 16H135V17L132 16V14L134 15V11H135L136 9L133 7L135 10L132 12V11H131L132 8H130V7L135 6V5H138V4L132 5L133 3H135ZM137 1H138V0H137ZM141 1H143V0H139L138 3H140ZM144 1H145V0H144ZM147 1H148V0H147ZM147 1H145V2H147ZM184 1H185V0H183V3H182V2H180V3L184 4V3H185ZM201 1H202V0H201ZM208 1H209V3H210V0H207V1H206L207 3L204 4V7L209 6V7H208L209 10H210V12H212V11H214V10H213V8L211 9L210 6L212 5L213 2H211V5H210V4L208 3ZM211 1H214V2H215V0H211ZM216 1H217V0H216ZM220 1H221V3L223 2V0H220ZM224 1H225V0H224ZM51 2H52V1H51ZM178 2H179V1H177V3H178ZM186 2L188 3L189 1L187 0ZM190 2H192V1H190ZM193 2H194V1H193ZM196 2H198V1H196ZM56 3H57V2H56ZM58 3H59V2H58ZM142 3H143V2H142ZM142 3H141V4H142ZM169 3H171V4L173 5V6H172L173 9H176V11H177V10L179 11V8H180V7H179L178 9L176 8L178 4H177V5H174V3H175L174 0H173V1L170 0ZM187 3H186V4H187ZM198 3L200 4V1H199ZM218 3H219V1H218ZM51 4H53V2H52ZM149 4H150V3H149ZM159 4H161V2H159ZM159 4H158V5H159ZM143 5L146 6V4H143ZM152 5H153V4H152ZM158 5H157V7H158ZM205 5H206V6H205ZM219 5H220V3L218 4V6H219ZM225 5H226V4H225ZM145 6H144V7H145ZM150 6H151V5H150ZM174 6H176V7H174ZM178 6H179V5H178ZM183 6H184V7H183ZM187 6H190V5H186V6H185V5H182L181 8H182V7L185 8V7H187ZM202 6H203V5H201L200 7H201L202 9H204ZM213 6H214V4L212 5V7H213ZM218 6H217V7H218ZM221 6H222V4H221ZM60 7H61V6H60ZM135 7H136V6H135ZM140 7H141V6H140ZM144 7H142V8H144ZM146 7H147V6H146ZM151 7H153V6H151ZM137 8H139V7H137ZM153 8H155V6H154ZM158 8H159V7H158ZM164 8H165V7H164ZM164 8H162V10H160V8H159L160 12H162L161 14H163V11L165 10ZM181 8H180V9H181ZM183 8H182V9H183ZM201 8H200V9H201ZM219 8H220V6H219ZM224 8H225V7H224ZM76 9H75V10H76ZM146 9H147V8H146ZM200 9L197 10L198 12H197L195 9H189V11H187V13H188V18H189V16H190V19H189V20L184 19V18L182 19V17H181V19H182V20H187V21H189V22H187V23L185 22L186 24H188V23H189V24H192V23H190V22L192 21L191 19H193V21H194V20L196 21V20L198 19L197 17H194V16L192 17V16H191L192 14L194 15V11H195V13L197 12V14H199V17H200V14H203L205 11H207L206 8L204 9L203 12H202V10H200ZM65 10H66V11H65ZM143 10H144V9H143ZM168 10H170V9H168ZM191 10L193 11V13H190ZM199 10H200V11H199ZM211 10H212V11H211ZM222 10H223V9H222ZM145 11H147V10H145ZM151 11H152V8H151L148 12H145V13H148V14H149V12H150V14H153V12L151 13ZM171 11H173V10L171 9ZM216 11H217V9H216ZM218 11H219V10H218ZM218 11H217V12H218ZM225 11H227V10H224V12H225ZM229 11H232V10H231V9H230V10L228 9V12H229ZM56 12H58V11H56ZM56 12H55V13H56ZM139 12H140V11H139ZM199 12H200V13H199ZM208 12H209V11H208ZM208 12H206V13H208ZM219 12H220V11H219ZM143 13H144V12H143ZM185 13H186V12H185ZM187 13H186V14H187ZM189 13H190V14H189ZM206 13H205V14H206ZM215 13H216V12H215ZM221 13H222V11H221ZM58 14H59V12H58ZM150 14H149V16H151ZM159 14H160V13H159ZM165 14H166V13H165ZM165 14H164V15H165ZM175 14H176V13H175ZM178 14H180V13H178ZM178 14H177V15H178ZM181 14H182V13H181ZM183 14H184V13H183ZM186 14H185V16H186ZM210 14H211V13H210ZM210 14L208 13V14H206V15H210ZM212 14L215 15L214 12H213ZM145 15H146V14H145ZM169 15H170L171 17H173L174 12H170ZM195 15H196V14H195ZM203 15H204V14H203ZM206 15H205V16H206ZM222 15H224V14L222 13ZM225 15H226V13H225ZM228 15H229V13H228ZM228 15H227V18H226V19H228ZM147 16H148V15H146V18H150L149 16H148V17H147ZM156 16H157V17H156V19L154 20L155 23H157V22H158L159 24L162 23L163 20H162V22H159L158 19H157V18H158L159 16H161V15H158V13H156ZM165 16H166V15H165ZM167 16H168V15H167ZM167 16H166V17H167ZM170 16H169V17H170ZM196 16H197V15H196ZM151 17H153V16H151ZM166 17H165V18H166ZM171 17H170V18H171ZM178 17H180V15H179ZM178 17L176 16L174 19H176V21H178V19H179ZM202 17H204V16H202ZM142 18H143V17H142ZM161 18H162V17H161ZM161 18H160L159 20H161ZM170 18H167L166 21L169 22L168 19H170ZM177 18H178V19H177ZM186 18H187V16H186ZM195 18H196V19H195ZM223 18H224V20H226V19H225V16H224ZM153 19H154V17H153ZM174 19H173V22H174V24H175V23H177V22H176ZM205 19H212V17H209V16H208V18L206 17ZM213 19H214V17H213ZM148 20L151 21L150 19H148ZM164 20H165V19H164ZM182 20H181V21H182ZM51 21H52V22L50 23L49 28H54L53 25H54V23L57 22V20L55 19V22H53L54 20H51ZM133 21H134V22H133ZM199 21H201V20L199 19ZM199 21L197 20V21L194 23V25H195V24H198L197 22H199ZM203 21H204V19H203ZM71 22H72V21H71ZM145 22H147V21H145ZM155 23L153 22L151 25H153V24H155ZM181 23H183V22H181ZM80 24H81V25H80ZM140 24H141V25H140ZM147 24H148V23H146V25H147ZM149 24H150V23H149ZM169 24H170V23H169ZM178 24H179V22H178ZM178 24H176V25H178ZM189 24H188V25H189ZM79 25H80V26H79ZM135 25H137V24H135ZM146 25H144V26L147 28ZM166 25H167V24H166ZM171 25H172V24H171ZM182 25H183V24H182ZM54 26H55V25H54ZM163 26H164V25H163ZM180 26H181V25H180ZM184 26H185V24H184ZM184 26H181V28L184 29V28H185ZM126 27H127V28H126ZM135 27H136V26H135ZM153 27H154V25H153L152 27L150 26L151 29H152ZM160 27L163 28L162 26H160ZM160 27H159V28H160ZM171 27H172V26H171ZM183 27H184V28H183ZM186 27H189V26H186ZM192 27H193V25H192ZM192 27H191V25H190V28H191V29H190V30H187V33H194V31L192 32V30H196V29H194V28H192ZM75 28H76V27H75ZM75 28H74V29H75ZM136 28H137V27H136ZM140 28H143V29H144V27H140ZM156 28H157V26H156ZM161 28H160V30H161ZM167 28H168V27H167ZM167 28H166V31H167ZM195 28H196V27H195ZM54 29H57V28H54ZM70 29H71V28H70ZM72 29H73V28H72ZM143 29H141V32H140L139 30H138V31H139L140 33H143V32H144ZM154 29H155V28H154ZM169 29H170V28H169ZM187 29H188V28H187ZM68 30H69V29H68ZM160 30H158V31L160 32ZM184 30H185V29H184ZM126 31H127V32H126ZM135 31L137 32V30H135ZM142 31H143V32H142ZM145 31H146V29H145ZM152 31H154V30H151V32H152ZM151 32H150V33H151ZM159 32H156V33H159ZM163 32H165V31H163V29H162V30H161V34H165V35H166V33L168 34V31H167L166 33H163ZM48 33H49V30H48ZM48 33L46 32L45 34H48ZM54 33H58V30H51L50 33H49V36L52 37V39H54V40L56 41L57 38H54V37H53V34H54ZM60 33H61V31L59 32V35H60ZM140 33H139V34H140ZM146 33H147V31H146ZM152 33H153V32H152ZM214 33H215V32H214ZM129 34H130V32H129ZM137 34H138V33H137ZM54 35H55V34H54ZM117 35H118V34H117ZM127 35H128V34H127ZM135 35H136V33H135ZM153 35H155V33H154ZM165 35H164V36H165ZM212 35H213V33H212ZM46 36H47V35H46ZM57 36H58V34H57ZM64 36H63V37H64ZM128 36H130V35H128ZM140 36H142V37L144 36V37H145V32L143 33V35H140ZM155 36H156V35H155ZM158 36H160V35L158 34L157 37H158ZM55 37H56V36H55ZM58 37H60V36H58ZM135 37L137 38V36H135ZM135 37H134V39L136 40ZM138 37H139V36H138ZM142 37H140V38H142ZM144 37H143V38H144ZM149 37H150V35H149ZM103 38H102V40H100L101 42H103V41L106 39V38H105V39H103ZM111 38H113V37H111ZM128 38H129V37H128ZM143 38H142V39H143ZM158 38H159V37H158ZM161 38H162V37L160 36V38H159V39H156V40L160 41ZM163 38H166V36L163 37ZM63 39H62V40H63ZM76 39H77V41H76ZM131 39H132V38L130 37V41H131ZM137 39H138V38H137ZM145 39H147V38H145ZM145 39H143L144 41L140 39L142 42H144V43H143L144 45H145L146 42L148 41V40H146V42H145ZM166 39H169V40H170V37H167ZM74 40H75V41H74ZM115 40H116V39H115ZM132 40H133V39H132ZM149 40H150V39H149ZM151 40H154V39H151ZM164 40H165V39H163V40L161 39V41H162V43H163V47L161 46L162 48L157 44V46H159V48H161V49H159L160 51L158 50V48H157V50L155 51V50H154L155 47L152 48V46H151L150 48H152V52H151V51H148L150 54H149V56H147V55H148V53H147V54H146V57L149 58L150 56H152V57L154 58V56H155V58L158 59V56H161V52H162V53L165 52V50L168 48V47H167V46H168V43L165 42ZM169 40H168V41H169ZM40 41H41V44H42V41H43V40L40 39ZM60 41H61V40H60ZM112 41H113V43H115V42H114V38H113ZM112 41L110 40L111 43H112ZM138 41H139V40H138ZM163 41H164L165 43H164ZM52 42H53V41H52ZM68 42H69V41H68ZM70 42H72V41H70ZM73 42H72V43H73ZM120 42H121V41H120ZM128 42H129V41H128ZM128 42H127V40H126V43H127V44H125V43L121 44L122 47H121L120 49L114 47V48H112L111 50L109 49V51H107V49H108V46H107V45H105V44H103V43H101V44H103L104 47L107 46L105 49H106V52H108V57H109L110 55H112V54H113V55H114V54L116 55V53H118V51H120V52H119V58H120V53H121V55H122V54H123L122 52L125 51V53H126V51H128V49H130V47H129V48L126 47L127 45H130V42H129V44H128ZM132 42H133V41H131L132 46H131V50H130V51H132V47H133V45L136 46L135 48H137V46H138V45L135 44V43H137V41H135V43H132ZM142 42H141V43H142ZM150 42H152V41H150ZM154 42H155V41H154ZM154 42H152V44H154ZM38 43H39V42H38ZM45 43H46V42H45ZM107 43H109V42L107 41ZM111 43H110V44H111ZM121 43H122V42H121ZM141 43H140V44H141ZM155 43H156V42H155ZM160 43H161V42H159V44H160ZM193 43H194V42H193ZM206 43H207V42H206ZM41 44H40V45H41ZM48 44H49V43H48ZM48 44H47V45H48ZM63 44H64V42H63ZM116 44H117V43H115L114 46H115ZM118 44H119V43H118ZM143 44H142V46L144 47ZM55 45H56V44H55ZM58 45L60 46V43H59V42L57 43L56 46H58ZM64 45H65V44H64ZM111 45H112V44H111ZM111 45H109V46H111ZM164 45H165V46H164ZM187 45H190V40H188V39L185 41V47H186ZM192 45H193V44H192ZM192 45H191V47H192ZM42 46H44V45H42ZM56 46H55V47H56ZM142 46H140L139 48L141 49ZM153 46H155V44H154ZM39 47H40V46H39ZM66 47H67V46H66ZM68 47H67V48H68ZM70 47H71V48H70ZM99 47H100V46H99ZM104 47H103V48H104ZM112 47H113V46H112ZM118 47H119V46H118ZM145 47H146V46H145ZM165 47H166V48H165ZM187 47H188V46H187ZM44 48H46V47L44 46ZM44 48H43V49H44ZM47 48H48V47H47ZM147 48H148V47H147ZM147 48H146V49H147ZM150 48H149V49H150ZM164 48H165V50L162 51ZM188 48H189V47H188ZM40 49H41V48H40ZM40 49H39V50H40ZM52 49H53V48H52ZM133 49H134V47H133ZM137 49H138V48H137ZM155 49H156V48H155ZM49 50H50V48H49ZM63 50H64V49H63ZM95 50H96V49H95ZM150 50H151V49H150ZM153 50H154V51H153ZM37 51H38V50H37ZM40 51H42V50H40ZM40 51H38V52L40 53ZM45 51H47V50H44V53H45ZM66 51H67V50H66ZM68 51H69V50H68ZM101 51H102V50H101ZM136 51H138V50H136ZM98 52H100V51H98ZM104 52H105V51H104ZM104 52H103V54H104ZM133 52H134V50H133ZM144 52H145V49H144ZM155 52L159 53V55H158L157 53H156L157 56H156V54L154 55ZM41 53H42V52H41ZM127 53H128V52H127ZM130 53H131V52H130ZM130 53H129V55H131ZM134 53H135V52H134ZM151 53H152L153 55H151ZM165 53H167V51H166ZM168 53H169V52H168ZM97 54H98V53H97ZM136 54H137V57H138V53H136ZM136 54H135V55H136ZM142 54H143V51H141V54H140V55H142ZM33 55H34V54H33ZM37 55L40 57L41 54H37ZM43 55H44V54H43ZM43 55H41V56H42V58H43V60H44L45 58H44ZM48 55H49V51H48L47 56H48ZM50 55H51V54H50ZM93 55H95V54H93ZM100 55H101V54H100ZM104 55L106 56V54H104ZM125 55H126V54H123L124 57H125ZM129 55H127L126 57H131V56H129ZM144 55H145V54H144ZM164 55H165V56H164ZM28 56H29V55H28ZM30 56H32V55H30ZM30 56H29L28 58H29V60L31 61V58H32V57L30 58ZM35 56H36V53H35ZM38 56H37V57H38ZM45 56H46V55H45ZM96 56H97V55H96ZM101 56H102V55H101ZM105 56H102V58H105ZM117 56H118V55H117ZM133 56H134V55L132 54V57H131L132 59H134ZM163 56H164V57H163ZM166 56H167V55L163 53V55H162L161 57H159L160 59L156 60V59L154 58L156 61H158V63L155 62V61H150V63H151L150 65H149V61H146V57L143 56L144 59H145V61L148 63V64H147V67H146L145 70H148V71H149V70H153L154 67H152L151 65H154L155 63H156V64H160L159 61L161 62L163 59H165ZM51 57L54 58L53 56H51ZM108 57H106V60H107V61H109V60L111 59V58H110V59L108 60ZM111 57H112V59L115 60V57H116V56H115V57H114V56H111ZM113 57H114V58H113ZM124 57H123V58H124ZM140 57L142 58V56H140ZM140 57L138 58V59L140 60L139 62H142ZM152 57H150L149 59H150V60H154ZM162 57H163V59H162ZM181 57H182V56H179V57L177 58V62H176L177 64H178L179 61H181V62L183 61V60H182L183 58H181ZM40 58H41V57H40ZM40 58H39V59H40ZM49 58H50V57H49ZM49 58H48V60H46V61H49ZM95 58H96V57H95ZM98 58H99V57H97V59H98ZM119 58H118V59H119ZM131 58H130V59L128 58V60L134 62ZM168 58H170L169 55H168ZM32 59L34 60V58H32ZM36 59H37V58H36ZM89 59H90V58H89ZM138 59H136V60L134 59L135 62H136ZM166 59H167V58H166ZM174 59H175V58H174ZM174 59H173V60H174ZM33 60H32V61H33ZM40 60H41V59H40ZM40 60H39V61H40ZM100 60L103 61V60L101 59V57H100V59H99L98 61H100ZM106 60H105V61H106ZM142 60H143V58H142ZM167 60H168V59H167ZM173 60L171 59V61H168V62H174ZM178 60H179V61H178ZM32 61H31V62H32ZM35 61H36V60H35ZM110 61H113V60H110ZM115 61H116V60H115ZM121 61H122L121 63H122L123 66H124V65H127L126 63H123V62H125V60L123 61V59H121ZM130 61H129V62H130ZM143 61H144V60H143ZM36 62H37V61H36ZM95 62H96V60L94 61V64H95ZM103 62H104V61H103ZM103 62H102V65H103ZM129 62H128V64L130 65ZM132 62H131V63H132ZM135 62L132 63V66H134V65L136 66L137 64H139V63L135 64ZM152 62H153V63H152ZM154 62H155V63H154ZM165 62H167V61H164V62L160 65L162 68L164 67L163 64H164ZM181 62H180V63H181ZM33 63H35V62H33ZM44 63H45V61H44ZM46 63H47V62H46ZM46 63H45V65H43L44 67H46V65H47ZM89 63H90V62H89ZM97 63H98V62H97ZM97 63H96V64H97ZM111 63H112V62H111ZM144 63H145V62H144ZM37 64H39V63H36V65H37ZM40 64H41V63H40ZM49 64H50V62H49ZM49 64H48V65H49ZM107 64H109V62H108ZM107 64H106V65H107ZM114 64H115V66H116V64H117V66L119 65V64L116 63V62H115ZM133 64H134V65H133ZM166 64H167V63H165L164 65L166 66ZM168 64L170 65V63H168ZM177 64H176V65H177ZM29 65H31V63H30ZM32 65H33V64H32ZM36 65H34L35 68H37V66H39V65H37V66H36ZM55 65H54V67H55ZM100 65H101V64H100ZM102 65H101V66H102ZM106 65H105V67H106ZM129 65H128V67H129ZM171 65H172V67H173V64H171ZM176 65H175V68H176ZM178 65H180V64H178ZM34 66H32V67H34ZM86 66H87V65H86ZM98 66H99V64H98ZM101 66H99V67H101ZM117 66L114 68V70L117 68ZM141 66H145V65L142 64ZM148 66H150V69H147ZM155 66H156V65H155ZM158 66H159V65H158ZM44 67L38 68V69H39L38 71L41 72L42 69H44ZM47 67H49V66H47ZM93 67H94V66H93ZM110 67H111V64H110L107 68H110ZM112 67H113V66H112ZM112 67H111V68H112ZM118 67H121V69L123 68L121 65L118 66ZM124 67L127 68V66H124ZM136 67H137V66H136ZM136 67H134V68H136ZM161 67H157L158 70H160ZM169 67H170V66H169ZM178 67H179V66H178ZM178 67H177V68H178ZM35 68H34V69H35ZM129 68H130V67H129ZM137 68H139V67H137ZM140 68L142 69L143 67H140ZM157 68H155V69H157ZM165 68H166V67H165ZM173 68H174V67H173ZM85 69H86V68H85ZM90 69H91V68H90ZM98 69H100V70H101V69H104V65L102 66V68H97V71H98ZM112 69H113V68H112ZM112 69H110V70H112ZM117 69H120V68H117ZM143 69H144V68H143ZM143 69H142V70H143ZM155 69L153 70V72H155V71L158 72V71L155 70ZM169 69H170V68H169ZM29 70H30V68H29ZM88 70H89V69H88ZM100 70H99V72H100ZM133 70H134V71H137V73H139L138 70L140 71V69H137V70L133 69ZM77 71L79 72V76H78L77 78H75V80L77 79V80H76L77 82H75V80H73L72 76H74L73 73H75V72H77ZM115 71H116V70H115ZM120 71H122V70H119V72H120ZM127 71H128V72H127ZM130 71H131V73H132V67L130 68ZM78 72H77V73H78ZM111 72H112V71H111ZM113 72H114V71H113ZM113 72H112V75H113ZM123 72H124V70H123ZM126 72H127V73H126ZM140 72H141V71H140ZM172 72H173V71H172ZM77 73H76V74H77ZM108 73H109V72H108ZM125 73H126L125 76H126V75H127V76L131 75L128 69H127V70L125 69ZM134 73H135V75H136V72H133L132 75H133ZM143 73H144V72H143ZM39 74H40V73H39ZM56 74H57V73H56ZM76 74H75V75H76ZM100 74H101V73H100ZM114 74H115V73H114ZM116 74H117V72H116ZM167 74H168V75H171V76H169V77H172V74H173V73H171V72L169 73V72H168ZM167 74H166V75H167ZM83 75L86 76V75H87V72H86V75H85V74H83ZM110 75H111V74H110ZM119 75H120V74H118V76H119ZM137 75H139V74H137ZM137 75H136V76H137ZM141 75H142V72H141ZM145 75H146V74H145ZM37 76H38V75H37ZM41 76H42V73L40 74L39 77H41ZM84 76H83V77H84ZM103 76H104V74H103ZM122 76H123V73H122ZM122 76H121V77H122ZM127 76H126V77H127ZM75 77H76V76H75ZM104 77H105V76H104ZM110 77L113 79V81H111V80H112L111 78H110L111 80H110L109 78H107V79H109L110 83H112V82H114V81L116 80V81H115V82H117L116 84H118V85L121 84L120 80H117L118 78H120V76H119L118 78H117V75H116V77H114V76H110ZM138 77L140 78V75H139ZM138 77H137V79H138V82H139L141 79L139 80ZM167 77H168V76H167ZM167 77H166V78H167ZM41 78H42V77H41ZM81 78H80V79H81ZM114 78H115V80H114ZM116 78H117V79H116ZM130 78H131V76H130ZM130 78L128 77V79H126V80H129ZM141 78H142V76H141ZM147 78H148V77H147ZM174 78H176V77L174 76ZM107 79H106V80L104 79V80L107 81ZM124 79H125V78L123 77V80H124ZM135 79H136V78H135ZM135 79H134V82H130V81H129V85H130L131 83H134V84H132V85L134 86V85H135ZM160 79H161V78H160ZM170 79H172V78H170ZM44 80H45V79H44ZM84 80H85V79H84ZM84 80H81V82H84V83H85ZM104 80H102L101 82H103ZM145 80H146V77H145ZM145 80L143 79V81H145ZM157 80H158V79H157ZM168 80H169V79H168ZM198 80H199V79H198ZM29 81H30V79H29ZM40 81H41V80H40ZM45 81H46V80H45ZM105 81H104V82H105ZM109 81H107V82H108V86H106V84H105L106 82H105V83L103 82L104 85H105L104 87H106V88H107V87H108V88L111 87V86L109 85ZM118 81H119V82H118ZM132 81H133V77H132ZM154 81H155V80H154ZM160 81H162V80H160ZM170 81H171V80H169V82H170ZM4 82H5V81H3V85H4ZM47 82H49V80H47ZM81 82H80V83H81ZM86 82L88 83L87 80H86ZM91 82H92V81H91ZM101 82H100V83H101ZM115 82H114V83H115ZM146 82H148V79H147ZM146 82H144L143 87L146 86V88H144V89H147V87H148V88H149L148 91H150V86H152L151 83L153 82V78H151V83H150V85H149V84H148V86H147V84L145 85ZM149 82H150V81H149ZM157 82H159V81H157ZM162 82H167V81L164 80V81H162ZM193 82H194V81H193ZM9 83H10V82H9ZM9 83H6V85H7V84L9 85ZM44 83H45V82H44ZM94 83H95V82H94ZM103 83H102V84H103ZM114 83H112V84H114ZM136 83H137V80H136ZM139 83H140V85H141V83H143V82L140 81ZM139 83H137V86H138ZM170 83H171V82H170ZM170 83H169V85H170ZM172 83H173V82H172ZM1 84H2V83H1ZM41 84H42V82H41ZM76 84H77V85H76ZM85 84H86V83H85ZM102 84H101V85H102ZM155 84H159V83H154L153 85L155 86ZM161 84H162V83H161ZM164 84H165V83H164ZM3 85H2V86H3ZM8 85H7V86H8ZM10 85H12V84L10 83ZM42 85H43V84H42ZM44 85H45V84H44ZM80 85H81V84H80ZM87 85H88V84H87ZM118 85H117V86H118ZM124 85L127 87V86H128V81H127V83H125ZM124 85H123V87H125ZM166 85H168V84H166ZM166 85H165V86H166ZM38 86H39V83H38ZM81 86H82V85H81ZM81 86H79V87H81ZM88 86H90V83H89ZM91 86H92V85H91ZM94 86H95V84H93V87H92V88H94ZM98 86H99V85H98ZM98 86L96 87L97 89H98ZM102 86H103V85H102ZM112 86H113V85H112ZM121 86H122V85H121ZM137 86H136V87H137ZM161 86L163 87V85H161ZM171 86H172V85L168 86V88L171 87ZM4 87H5V86H4ZM9 87H10V86H9ZM11 87H12V86H11ZM83 87H85V86H82V87H81L82 90H83ZM123 87H121V89H122ZM126 87H125L124 89H126ZM129 87H130V86H129ZM131 87H132V86H131ZM140 87H142V86H140ZM140 87L138 86V88H140ZM162 87H161V90H163V91L165 92V90L162 89ZM7 88H8V87H7ZM40 88H41V87H40ZM99 88H100V87H99ZM114 88H115V86H114ZM138 88H137V90H138ZM153 88H154V87H153ZM155 88H156V87H155ZM158 88H159V86H158ZM158 88H157V89H158ZM163 88H164V87H163ZM168 88H165V89L168 90ZM171 88H172V87H171ZM8 89H9V88H8ZM41 89H42V88H41ZM87 89H90V88L87 87ZM112 89H113V88H112ZM112 89H111V90H112ZM133 89H135V87H134ZM141 89L143 90L142 93H141V95L145 94V93H144V89H143V88H141ZM157 89H156V92H158ZM12 90H13V89H11V92H12V93L10 92V90H8V91H9L8 94H9V93H10V94H14L15 92L13 93ZM73 90H74V88H73ZM80 90H81V89H80ZM80 90H78V91H80ZM101 90H102V87H101ZM119 90H120V88H119ZM154 90H155V89H154ZM69 91H71V90H69ZM90 91H91V90H90ZM92 91L94 92V90H92ZM99 91H100V89H99ZM99 91H98V92H99ZM108 91H109V90H107V93H109ZM113 91H115V90H113ZM116 91H117V90H116ZM128 91L131 92L132 90L129 88V90L127 89L126 92L128 93ZM75 92H76V89H75ZM101 92H104V91H101ZM133 92H134V90H133L131 93H133ZM135 92L138 93V91H136V90H135ZM135 92H134V96H135V94H136ZM140 92H141V91H139V93H140ZM159 92H160V91H159ZM161 92H162V91H161ZM44 93H45V92H44ZM71 93H72V92H71ZM81 93H84V91H81ZM94 93H95V92H94ZM112 93H113V92H112ZM121 93H122L121 90H120V93H119V94H118V92H117V94H118V98L120 99V96H122L121 99L123 98L122 101H121L122 103H124L123 100L126 101V99H128L129 102H131V103H133V104L135 103L134 101H135L136 99L134 100L133 98H136V97L131 96L132 94H127V95H128V98H125L126 96H125V95H124L125 97L123 96L124 93H123V94H121ZM139 93H138V94H139ZM147 93H148V92H147ZM147 93H146V94H147ZM150 93H151V92H150ZM152 93H154V96H155L156 93H155L154 91H153ZM166 93L168 94V91H167ZM166 93H164V94H166ZM175 93H176V92H175ZM15 94H16V93H15ZM75 94H77V93H74V96H75ZM102 94H103V93H102ZM104 94H105V92H104ZM68 95H69V94H68ZM80 95H83V94H80ZM80 95H79V93H78V96H80ZM92 95H94V94H92ZM96 95H99V94L96 93ZM110 95H111V94H110ZM110 95H109V96H110ZM119 95H120V96H119ZM129 95L131 96V98L133 97V98H132V99L134 100V101L132 100L133 102L130 100ZM136 95H137V94H136ZM148 95H151V94L148 93ZM168 95H169V94H168ZM10 96H11V95H10ZM14 96H15V95H14ZM33 96H34V95H33ZM33 96H31V98H32ZM37 96H38V95H37ZM42 96H43V95H41V97H42ZM46 96H47V95H46ZM48 96H49V95H48ZM74 96H73V99H74ZM103 96H104V95H103ZM103 96H101V97H98V96L96 97V96H95V97L97 98V99H96V98H95V99L98 101V102L95 101V104H97V103H98V104L102 103V104L104 105V102L107 100V99L105 100V98H106L105 96H108V95L105 94V96H104V97H105V98H104L105 101H104V102H103ZM112 96L114 97V93H113V95L110 96V100L112 99ZM139 96H140V95H139ZM144 96H145V95H143V97H144ZM146 96H147V95H146ZM12 97H13V96H12ZM12 97H11V98H12ZM76 97H77V95H76ZM80 97H81V96H80ZM84 97H86V95H85ZM91 97H92V96H91ZM143 97H142V98L140 97L141 100H139L140 98L137 100L138 102L140 101V105L143 104V103L146 105V101H148L147 98H149V97H147V98L145 97V102H143V101H144ZM151 97L154 98V97L151 95L150 98H149V101L152 100ZM155 97L157 98L158 95L156 94ZM160 97H161V96H160ZM3 98H5V97H3ZM13 98H15V97H13ZM34 98H35V97H34ZM42 98H44V97H42ZM66 98H68V96H67ZM78 98H79V97H78ZM89 98H90V97H89ZM89 98H88V100H89ZM101 98H102V99H101ZM108 98H109V97H108ZM118 98H117V99H118ZM124 98H125V99H124ZM161 98H162V97H161ZM161 98H157V99H158L157 101H159V99H160V101H161V100H162ZM5 99H8V98H5ZM28 99H29V98H28ZM45 99H46V98H45ZM68 99H69V98H68ZM81 99H82V98H81ZM99 99H101L102 102H101ZM113 99H114V98H113ZM119 99H118V101H119ZM142 99H143V101H142ZM16 100H17V99H16ZM33 100H34V99H33ZM71 100H72V98H71ZM75 100L78 101L77 99H75ZM110 100H109V101H110ZM154 100H155V99H154ZM164 100H165V99H164ZM3 101H4V99H3ZM7 101H8V103H10V105H11V99H9V100H7ZM13 101H14V100H13ZM44 101H45V100H44ZM72 101H74V100H72ZM116 101H117V100H116ZM149 101H148V103H150ZM152 101H153V100H152ZM14 102H15V101H14ZM29 102H30V101H29ZM31 102H32V99H31ZM31 102H30V103H31ZM33 102H34V101H33ZM33 102H32V103H33ZM45 102H46V101H45ZM47 102H46L45 104H47ZM64 102H65V101H64ZM67 102H68V100H67ZM79 102H81V101H79ZM79 102H78V103H79ZM82 102H83V99H82ZM85 102H86V101H85ZM111 102H113V101H111ZM126 102H127V101H126ZM141 102H142V103H141ZM155 102H156V100H155ZM161 102H162V101H161ZM2 103H3V102H2ZM36 103H37V102H36ZM41 103H42V102H41ZM113 103H115V102H113ZM131 103H130V104H131ZM148 103H147V104H148ZM153 103H154V102H153ZM153 103H152V104H153ZM157 103H159V102H157ZM34 104H35V103H34ZM34 104H33V105H34ZM67 104H68V103H67ZM72 104H74V103L72 102ZM72 104L70 103L69 105L71 106ZM81 104H83V103H81ZM105 104H107V107H108V106H109V107H112V106L114 107V105H115V104H112V105H111V103H109V105H108L107 102H105ZM119 104H120V103H119ZM119 104H118V105H119ZM128 104H129V103H128ZM133 104H131V105H133ZM4 105H5V102H4ZM43 105H44V103H43ZM65 105H66V104H65ZM120 105H121V104H120ZM120 105L118 106V108L121 107ZM149 105H150V104H149ZM149 105H147V106L149 107ZM29 106H30V105H28V107H29ZM41 106H42V105H41ZM76 106L79 107L80 105H79V106L76 105ZM83 106H84V105H83ZM93 106H94V102H93ZM98 106H99V108H102V107H100V105H98ZM98 106L95 105L94 108H92V109L89 108L90 110H92V112H91L89 109H88V110H89L90 112L87 111V106H85L84 110H82V111L85 112V113L83 112V113H84V116H86V115L89 114V113L93 114V111H94L95 107H97V108H96V111L99 113V115H100V114L106 115V114H104L103 112L100 113V111H98V110H99ZM126 106H129V105H126V104H125V106H123L122 109H125V110L127 109V110H128L129 107H126ZM133 106L136 107L137 105L135 106V104H134ZM133 106H132V107H133ZM138 106H139V105H138ZM143 106H144V105H143ZM155 106H159V104H158V105H155ZM9 107H10V108H9V110H10L12 106H9ZM104 107H105V106H103V109H104ZM107 107H105V108H107ZM116 107H117V105L114 107V109H115ZM124 107H126V108H124ZM130 107H131V106H130ZM134 107H133L132 109H129V110H132V111H133V110L135 109V111H136V108H134ZM140 107H141V106H139V108H140ZM145 107H146V106H145ZM150 107L153 108L152 105H150ZM13 108H14V107H13ZM37 108H38V106H37ZM139 108L137 107L138 110L136 111L137 113H135V114H137V115H138V111L141 109V108H140V109H139ZM143 108H144V107H142V109H141L142 111H143ZM146 108H147V107H146ZM155 108H156V107H155ZM155 108H154V109H155ZM157 108H158V107H157ZM33 109H34V108H33ZM67 109H68V108H67ZM67 109H66V107H65L64 111H66ZM71 109H73V105H72V108H71ZM97 109H98V110H97ZM103 109H102V110H103ZM114 109H113V110H114ZM116 109H117V108H116ZM122 109H118V113L116 112V115L119 114V113H122V112L119 111V110H122ZM148 109H149V110H148ZM148 109H147V112H148V113H147V112H143V113H147V114H149V111H150L151 108H148ZM30 110H31V108H30ZM73 110H74V109H73ZM75 110H76V109H75ZM125 110H123V111H125ZM144 110H145V109H144ZM152 110H153V109H152ZM12 111H13V110H12ZM33 111H35V109H34ZM55 111H56V110H55ZM62 111H63V109H62ZM71 111H72V110H71ZM103 111H104V110H103ZM116 111H117V110H116ZM135 111H133V112H135ZM10 112H11V111H10ZM31 112H32V110H31ZM31 112H30V113H31ZM40 112H41V111L39 110V113H40ZM59 112H60V111H59ZM80 112H81V111H80ZM80 112H79V113H80ZM87 112H89V113H87ZM94 112H95V111H94ZM110 112H111V111H110ZM110 112H109V114H107V115L113 114V112H112V113H110ZM126 112H127V111H126ZM139 112H141V111H139ZM13 113H14V111H13ZM41 113H42V112H41ZM65 113H66V112H65ZM83 113H81V114H83ZM86 113H87V114H86ZM130 113L132 114V112L129 111V116H130V117H128V119H131V115H130ZM141 113H142V112H141ZM14 114H15V113H14ZM33 114L35 115V113H33ZM54 114H56V113H54ZM61 114H62V113H61ZM96 114H97V113L95 112V115H96ZM114 114H115V113H114ZM125 114L128 115V112L125 113ZM125 114H123V115L121 114V115L124 117ZM147 114H144L143 116H146ZM57 115H58V113H57ZM64 115H65V114H64ZM64 115L62 114L61 116H64ZM66 115H67V113H66ZM99 115H96V116L99 117ZM107 115H106V116H107ZM121 115H120V116H121ZM50 116H51V115H50ZM84 116H83V118L85 119ZM89 116H91V118L93 117L92 120H94V122H95V119H94V118H97V117H95L94 114H93V115H90V114H89ZM89 116H86V117L89 118ZM100 116H101V115H100ZM122 116H121L120 118H122ZM132 116H133V114H132ZM139 116H141V115L139 114ZM143 116H141V117H143ZM55 117H56V116H55ZM59 117H60V115H59ZM78 118H79V117H78ZM80 118H82V117H80ZM80 118L78 119L79 121H80ZM83 118H82V119H83ZM91 118H90V120H91ZM101 118H102V116H101ZM101 118H100V119H101ZM100 119H96V120H97V121L99 120V123H101V122H100ZM104 119H106V117H103V123H104ZM107 119H108V116H107ZM107 119H106V121H107ZM114 119H116V118H114ZM114 119H113V120H114ZM122 119H124V118H122ZM0 120H1V119H0ZM62 120H63V119H61V121H62ZM90 120H89V123H86V124H90ZM92 120H91V122H93ZM125 120H126V118H125ZM87 121H88V120H87ZM87 121H85V122H87ZM97 121H96V122H97ZM115 121H116V120H115ZM118 121H120V120L118 119ZM40 122H41V121H40ZM59 122H60V121H59ZM108 122H109V121H108ZM122 122H124V121H122ZM126 122H129V121L127 120ZM126 122H125L124 124H127ZM1 123H2V122H1ZM80 123H81V122H80ZM97 123H98V122H97ZM97 123H96V126H97ZM103 123H102V124H103ZM111 123H112V121H111ZM116 123H118V122L116 121V122H114L113 124H116ZM120 123H121V121H120ZM2 124H5V123L3 122ZM35 124H36V123H35ZM83 124H85V123H83ZM93 124H94V123H93ZM108 124H109V123H107V125H108ZM113 124H112V125H113ZM129 124H130V122L127 124V126H128ZM40 125H41V124H40ZM43 125H46V124H43ZM100 125H101V124H100ZM100 125H98L97 127H100V128H101V126H103L104 124L101 125V126H100ZM110 125H111V124H110ZM116 125H118V124H116ZM80 126H81V124H80ZM83 126H84V125H82V128H83ZM93 126H94V125H93ZM114 126H115V125H114ZM119 126H120V124H119ZM119 126H118V127H119ZM121 126H122V124H121ZM121 126H120V128H121ZM38 127L41 128V126H38ZM42 127L44 128V126H42ZM45 127H46V126H45ZM76 127H77V126H76ZM105 127H106V125H105ZM105 127H104V128H105ZM107 127H108V126H107ZM107 127H106V128H107ZM109 127H110V126H109ZM123 127H125V126H123ZM130 127H131V124H130V126H128L127 128H130ZM5 128H6V127H5ZM5 128H4V129H5ZM18 128H19V127H18ZM36 128H37V127H36V125H35V128H34L33 130H35ZM82 128H80V129H78V130H83V129H85V128H83V129H82ZM95 128H96V127H95ZM100 128H99V129H100ZM104 128L102 127V129H104ZM110 128H113V129H114V127H110ZM110 128H109V131H108L109 133H110ZM127 128H125V129H127ZM1 129H3V128H1ZM16 129H17V128H15V130H16ZM46 129H47V128H46ZM46 129H45V131H46ZM91 129H92V127H91ZM99 129H97V132H98ZM102 129H100V131H101ZM117 129H118V128H117ZM117 129H116L115 131H117ZM121 129H122V128H121ZM121 129H120V130H121ZM125 129H124V130H125ZM17 130H18V129H17ZM21 130H22V129L20 128V131H21ZM78 130H77V131H78ZM104 130H105V129H104ZM107 130H108V129H107ZM120 130H119V131H120ZM20 131L18 130L17 132L19 133ZM35 131H36V130H35ZM45 131L43 130L42 132H45ZM84 131H86V129H85ZM87 131H88V130H87ZM92 131H93V129H92ZM105 131H106V130H105ZM111 131H112V129H111ZM113 131H114V130H113ZM119 131H118V133H120ZM122 131H123V130H121V133H122V134H123V133L125 134V135H123V137L126 136V133L129 134V132H128L129 129H128L127 132H125L126 130H125L124 132H122ZM3 132H4V130H3ZM3 132H2V134H3ZM79 132H80V131H79ZM79 132H76V133H79ZM102 132H103V131H102ZM148 132H149V131H148ZM23 133H24V131L22 132V134H23ZM26 133H27V132H26ZM35 133H36V132H35ZM40 133H41V132H40ZM90 133H91V130H90ZM90 133H89V135H92V134H93V133H91V134H90ZM112 133H113V132H112ZM112 133H110V135H111ZM118 133H117V136L119 135ZM121 133H120V135H122ZM140 133H141V130H140ZM145 133H146V132H145ZM14 134H15V133H14ZM29 134H30V132H28V135H29ZM41 134H42V133H41ZM79 134H81V132H80ZM79 134H78V135H79ZM85 134H86V132H85ZM87 134H88V132H87ZM87 134H86V135H87ZM102 134H103V133H102ZM83 135H84V133H83ZM86 135H84V136H86ZM103 135H105V134H103ZM113 135H114V136L116 135L115 132L113 133ZM113 135H111L112 138H111V137H108V136L105 135L106 137H103V139L108 137V140H110V139L116 140V139H114V136H113ZM129 135H130V134H129ZM129 135H128V136H129ZM145 135H146V134H145ZM0 136H1V135H0ZM2 136H3V135H2ZM2 136H1V138H2ZM18 136H19V135H18ZM39 136H40V135H39ZM95 136H96V135H95ZM128 136H127V139H128ZM146 136H148V135H146ZM26 137H28V136H26ZM35 137H36V136H35ZM89 137H90V136H89ZM99 137H100V135H99ZM118 137L121 138L120 136H118ZM123 137H122V138H123ZM232 137H233V136H232ZM1 138H0V139H1ZM12 138H13V137H12ZM29 138H30V137H29ZM82 138H83V137H82ZM92 138H93V137H92ZM109 138H110V139H109ZM124 138H125V137H124ZM124 138H123L122 140L125 142L127 139L125 140ZM149 138H150V137H149ZM13 139H14V138H13ZM27 139H28V138H27ZM35 139H36V138H35ZM39 139H40V137H39ZM39 139H38V140H39ZM78 139H79V138H78ZM80 139H81V138H80ZM99 139H100V138H99ZM103 139H102V140H103ZM5 140H6V139H5ZM14 140H15V139H14ZM16 140H17V139H16ZM25 140H26V138H25ZM82 140H83V139H82ZM91 140H92V139H91ZM97 140H98V137H97ZM106 140H107V139H105V142H106ZM113 140H112V141H113ZM120 140H121V139H120ZM120 140H118L119 142H117V144H118V143L120 144ZM122 140H121V141H122ZM142 140H143V138H142ZM146 140H147V139H146ZM148 140H149V139H148ZM218 140H219V139H218ZM35 141H36V140H35ZM85 141H86V139H85ZM116 141H117V140H116ZM123 141H122L121 143H123ZM25 142H26V141H25ZM91 142H92V141H91ZM94 142H95V141H94ZM100 142H101V139H100ZM129 142L131 143L130 138H129ZM129 142L126 141V143H128V144H129ZM170 142L172 143V141H170ZM217 142H218V141H217ZM22 143H23V142H22ZM35 143H37V141H36ZM107 143H108V141H107ZM107 143H106V144H107ZM115 143H116V142H115ZM126 143H124L125 146L127 145ZM145 143H146V142L144 141V144H145ZM171 143H170V144H171ZM238 143H239V142H238ZM16 144H17V143H16ZM20 144H21V143H20ZM29 144H30V143H29ZM31 144L33 145L32 141H31ZM81 144H83V147H82V148H84V143L82 142ZM86 144H87V143H86ZM102 144H103V143H102ZM109 144L111 145V143H109ZM200 144H201V143H200ZM200 144H199V145H200ZM22 145H24V144H22ZM25 145H26V144H25ZM87 145H88V144H87ZM91 145H92V143H91ZM96 145H97V144H96ZM96 145H95V146H96ZM121 145H122V144H121ZM121 145H116V144H115L114 146H116V147L120 146V147H121ZM145 145H146V144H145ZM150 145H151V144H150ZM209 145H210V144H209ZM239 145H241V143H240ZM5 146H6V145H5ZM16 146H17V145H16ZM95 146H92V147L94 148ZM99 146H100V145H99ZM99 146H97V148H98ZM122 146H123V145H122ZM128 146H130V145H128ZM128 146H126V148H127ZM147 146H148V144H147ZM20 147H22V146L20 145ZM26 147H27V146H26ZM86 147L88 148V146H86ZM103 147H104V144H103ZM103 147H102V145H101V150H102ZM200 147H201V145H200ZM200 147H199V148H200ZM24 148H25V147H24ZM87 148H84V149H86L85 151H87L86 153L89 152V148H88V150H87ZM99 148H100V147H99ZM110 148H111V149L113 148V149H112V153H113V151L119 152V150H120V149H118V148H117L118 150H116V149L114 150L115 147H113V144H112V146H110ZM123 148H124V147H123ZM215 148H216V147H215ZM21 149H22V148H21ZM25 149H26V148H25ZM84 149H82L81 151H83ZM15 150H16V149H15ZM17 150H20V149H17ZM22 150H23V149H22ZM105 150H106V149H105ZM108 150H109V149L106 150L107 153H108ZM122 150H123V149H122ZM129 150H131L130 147H129ZM129 150H128V151H129ZM194 150H195V149H194ZM85 151H84V152H85ZM90 151H91V150H90ZM99 151H100V149H99ZM188 151H190V150H188ZM214 151H215V153H218V152H216L215 149H214ZM26 152H28V150H27ZM94 152H96V150H95ZM94 152H91V153L89 152L88 154H89V155H90V154L92 155V153H94ZM101 152H102V151H100V155L104 157L105 154H106V152H104V149H103V153H102L103 155L101 154ZM121 152H122V151H121ZM183 152H184V151H183ZM228 152H229V151H228ZM16 153H18V152L16 151ZM23 153H24V152H23ZM98 153H99V152H97L96 155H97ZM184 153H185V152H184ZM19 154H20V153H19ZM82 154H85V153H82ZM110 154H111V153H110ZM110 154H109V155H110ZM115 154H116V153L114 152L113 155L115 156ZM118 154H119V155H118ZM124 154H127L126 151H124V152L122 153V156H123ZM218 154H219V153H218ZM23 155H24V154H23ZM86 155H87V154H86ZM96 155H95V157H96ZM100 155H97V158H96V160H97L98 157H99V160H98V165H99L98 167H99V168H101V167H100L101 162L105 160V158H101ZM113 155H111V156L114 157ZM117 155H118V156H121L120 153H117L116 156H117ZM127 155H128V154H127ZM127 155H126V157H127ZM176 155H177V154H176ZM176 155H175V157H176ZM182 155H183V154H182ZM182 155H179V156H182ZM18 156H20V155H18ZM111 156H110V157L108 156V158H110L111 163H114V159H116V158L112 159V160H113V161H112V160H111ZM124 156H125V155H124ZM205 156H207V154H205ZM85 157H86V156H85ZM105 157L107 158V155H106ZM175 157H174V158H175ZM177 157H178V156H177ZM183 157H184V155L182 156V158H183ZM89 158H90V156H89ZM89 158H88V155H87V158H86V159H87V163L90 161L89 164H92V161L95 160V159H94V156H93V160H92V159L88 160ZM108 158H107V161H108ZM117 158H118V157H117ZM122 158H124V157H122ZM174 158H173V159H174ZM180 158H181V157H180ZM182 158H181V159H182ZM198 158H200V157H198ZM207 158H208V157H207ZM81 159H82V158H81ZM119 159H121V157H119V158L117 159V161H118ZM125 159H126V158H125ZM196 159H197V158H196ZM200 159H201V158H200ZM203 159H204V158H203ZM213 159H214V158H213ZM91 160H92V161H91ZM96 160H95V162L93 161V162H94L93 164H97ZM99 161H101L100 164H99ZM105 161H106V160H105ZM110 161H109V162H110ZM197 161H198V159H197ZM203 161H204V160H203ZM212 161H213V160H212ZM80 162H81V161H80ZM84 162H86V161L84 160ZM109 162H108V163H109ZM186 162H187V161H186ZM199 162H200V160H199ZM199 162H198V163H199ZM204 162H206V161H204ZM207 162H208V161H207ZM243 162H244V161H243ZM104 163H105V162H104ZM198 163H197V164H198ZM227 163L229 164L228 161H227ZM227 163H226V164H227ZM249 163H250V161H249ZM249 163H248V165H249ZM79 164L83 166V163H79ZM89 164H86V165H89ZM102 164H103V162H102ZM102 164H101V165H102ZM120 164L122 165L123 163L121 162ZM176 164L178 165L177 162H176ZM195 164H196V163H195ZM235 164H236V163H235ZM104 165H106V164H104ZM109 165H110V164H109ZM109 165L107 164V167H108ZM174 165H175V164H174ZM192 165H193V164H192ZM231 165H232V164H231ZM24 166H25V165H24ZM24 166H23V167H24ZM78 166H79V165H78ZM91 166H93V165H91ZM91 166H90V167L88 166V167H89L90 169H92V170H93V168H95L93 171H89V172H92V175H93V174H94L93 172H96V167H94V166L91 167ZM95 166H96V165H95ZM110 166H112V165H110ZM193 166H194V165H193ZM234 166H235V165H234ZM236 166H237V164H236ZM245 166H246V165H245ZM79 167L82 168L81 166H79ZM83 167H84V166H83ZM85 167H86V166H85ZM85 167H84V168H85ZM120 167H121V166H120ZM177 167H178V166H177ZM191 167H192V166H191ZM232 167H233V166H232ZM237 167H239V166H237ZM240 167H241V165H240ZM243 167H244V166H243ZM248 167H249V166H248ZM248 167H245V168H248ZM251 167H252V166H251ZM99 168H98V172H97L98 174L100 173V172H99V170H100ZM105 168H106V167H105ZM105 168H104V169H105ZM113 168H114V167H113ZM199 168H200V167H199ZM222 168H223V167H222ZM234 168H235V167H234ZM234 168H233V169H234ZM245 168H244V170H245ZM252 168H253V167H252ZM252 168H251V169H252ZM86 169H87V168H86ZM106 169H107V168H106ZM109 169H110V168H109ZM123 169H124V168H123ZM123 169H122V170H123ZM202 169H203V168H202ZM202 169H200V172H201ZM229 169H230V168H229ZM64 170H66V169H64ZM64 170H63V172H64ZM70 170H71V168H70ZM192 170H193V169H192ZM192 170H191V172H192ZM195 170H197V169H195ZM205 170H206V169H205ZM103 171L105 172V170H103ZM108 171H109V170H108ZM111 171H112V169H111ZM176 171H177V170H176ZM176 171L174 170L175 173H176ZM203 171H204V170H203ZM208 171L210 172V170H208ZM223 171H224V170H223ZM238 171H239V170H238ZM241 171H242V169H241ZM245 171H246V170H245ZM117 172H118V170H117ZM120 172H121V171H120ZM145 172H146V174L148 173L147 171H145ZM153 172H154V171H152V174L155 173V172H154V173H153ZM171 172H172V171H171ZM178 172H179V171H178ZM189 172H190V170H189ZM191 172H190V174H192V176L189 174V177L191 176V178H189V182L192 180V181L194 182V184H196V182H199L198 178H199L200 180H202V179L200 178V176H201L200 173H199L200 176H199L198 173H197L198 170H197V172H194V170H193V173H191ZM225 172H227V171H225ZM235 172H236V171H235ZM243 172H244V171H243ZM248 172H250V171L248 170ZM248 172H246L245 174H247ZM110 173H112V172H110ZM113 173H114V171H113ZM141 173H142V172H141ZM186 173H187V171H186ZM206 173H207V172H206ZM26 174H27V172H26ZM63 174H64V173H63ZM68 174H70V172H69ZM88 174H90V173H88ZM95 174H96V173H95ZM102 174H103L104 176H107V172H106V174H104V173H102ZM173 174H174V173H173ZM203 174H204V172H203ZM240 174H241V173H240ZM248 174H250V173H248ZM248 174H247V175H248ZM27 175H28V174H27ZM99 175H100V174H99ZM110 175H112V174H110ZM140 175H141V174H140ZM149 175H150V174H149ZM154 175H155V174H154ZM158 175H159V174H158ZM169 175H170V173H169ZM180 175H181V172H180ZM234 175H236V174H234ZM82 176H83V174H82ZM85 176H86V175H85ZM93 176H94V175H93ZM108 176H109V173H108ZM143 176H144V175H143ZM147 176H148V174H147ZM147 176H144V178L147 177ZM152 176H153V175H152ZM152 176H151V177H152ZM156 176H157V175H156ZM165 176H167V175L165 174ZM178 176H179V174H177V178H179ZM232 176H233V175H232ZM248 176H249V175H248ZM248 176H247V177H248ZM25 177H26V176H25ZM89 177H90V176L88 175V178H89ZM109 177H110V176H109ZM157 177H160V176H157ZM167 177H168V176H167ZM171 177H172V176H171ZM187 177H188V176H187ZM247 177H246V179H247ZM85 178H86V177H85ZM88 178H86V180H88ZM91 178H92V177H91ZM209 178H211V177H209ZM213 178H214V176H213ZM219 178H221V177H219ZM219 178H218V179H219ZM248 178H249V177H248ZM93 179H94V178H93ZM141 179H142V177H141ZM145 179H146V178H145ZM148 179H149V178H148ZM150 179H151V180H153V179H154V180H158L157 178L155 179V177H154V178L152 177V178H150ZM161 179H162V178H161ZM161 179H159V182H158V183H160V180H161ZM169 179H170V178H169ZM181 179H182V178H181ZM190 179H191V180H190ZM203 179H204V178H203ZM214 179H215V178H214ZM214 179H213V180H214ZM240 179H241V178H240ZM243 179H244V178H243ZM246 179H245V180H246ZM3 180H4V179H3ZM5 180H6V179H5ZM84 180H85V179H84ZM114 180H115V179H114ZM154 180H153V182H155ZM165 180H166V179H165ZM187 180H188V179H187ZM197 180H198V181H197ZM211 180H212V179H211ZM219 180H220V179H219ZM241 180H242V179H241ZM241 180H240V182H241ZM251 180H252V179L250 178V181H251ZM18 181H19V180H18ZM81 181H82V180H81ZM92 181H93V180H92ZM94 181H95V180H94ZM99 181H100V180H99ZM111 181H112V179H111ZM143 181L145 182V180H143ZM148 181H149V180H148ZM175 181H176V180H175ZM192 181L190 182V184L193 185V182H192ZM202 181H203V180H202ZM216 181L218 182L216 185L218 186V189H219V188H220L219 185H218V184H219V181H218V180H215V182H216ZM228 181H229V180H228ZM228 181H226V182H228ZM247 181H248V179H247ZM247 181H246V182H247ZM253 181H254V180H253ZM253 181H251V182H253ZM144 182H142V183H144ZM149 182H150V181H149ZM151 182H152V181H151ZM166 182H167V180H166ZM183 182H184V181H183ZM205 182H206V180H205ZM205 182H204V183H205ZM207 182H208V180H207ZM243 182H244V181H243ZM246 182H244V183H246ZM248 182H249V181H248ZM83 183H84V182H83ZM177 183H178V182H177ZM199 183H200V185H199V184H198V185L201 186V182H199ZM209 183H210V185L213 184V183H211V181H210ZM209 183H208V184H209ZM228 183H230V182H228ZM228 183H227V184H228ZM253 183H255V182H253ZM85 184H89V182H88V183L86 182ZM90 184H92V183H90ZM95 184H96V183H95ZM150 184H151V183H150ZM160 184H161V183H160ZM160 184H158V185H160ZM167 184H168V183H167ZM174 184H175V183H174ZM180 184H181V181H180ZM187 184H188V183H187ZM202 184H203V183H202ZM206 184H207V183H206ZM206 184H205V186H206ZM223 184H225V183H223ZM223 184H222V185H223ZM144 185H146V183H145ZM153 185H154V183H153ZM153 185H152V186H153ZM155 185H156V184H155ZM161 185H162V184H161ZM203 185H204V184H203ZM213 185H214V184H213ZM233 185H235V183H234V184L232 183V186H233ZM246 185H247V184H246ZM251 185H252V183H251ZM79 186H80V185H79ZM83 186L85 187L86 185H83ZM88 186H89V185H88ZM98 186H99V184L97 185V188H98ZM152 186H151V187H152ZM163 186H164V185H163ZM163 186H162V187H163ZM186 186H187V185H186ZM193 186H194V185H193ZM205 186H204V187H205ZM208 186H209V185H208ZM217 186H216V187H217ZM248 186H249V185H248ZM153 187L155 188V187H157V186H153ZM165 187H167V186H165ZM187 187H188V186H187ZM187 187H186V188H187ZM189 187L191 188V186H189ZM197 187H198V186H197ZM233 187L235 188V186H233ZM249 187H250L251 189H254V188L251 187V186H249ZM254 187H256V185H255ZM73 188L76 189L77 187H73ZM73 188H72V189H73ZM171 188H172V187H171ZM182 188H183V187H182ZM184 188H185V187H184ZM190 188H187V189L189 190ZM192 188H193V187H192ZM192 188H191V189H192ZM202 188H203V187H202ZM222 188H223V187H222ZM247 188H248V187H247ZM247 188H246V189H247ZM2 189H3V187H2ZM75 189H74V190H75ZM92 189H93V188H92ZM163 189H164V188H163ZM163 189H162L161 191H164ZM166 189H167V188H166ZM166 189H165V190H166ZM169 189H170V188H169ZM172 189H173V188H172ZM187 189H186V190H187ZM191 189H190V191H191ZM204 189L206 190L207 188H204ZM204 189H203V190H204ZM208 189H209V188H208ZM208 189H207V190H208ZM215 189H216V188H215ZM220 189H221V188H220ZM95 190H96V189H95ZM152 190H153V188H152ZM155 190H156V189H155ZM167 190H168V189H167ZM192 190H193V189H192ZM195 190H197V189H195ZM199 190H200V192H201L202 189L199 188ZM199 190H198V191H199ZM212 190H213V189H212ZM221 190H222V189H221ZM262 190H263V189H262ZM76 191L80 192V191L78 190V188L76 189ZM81 191H83V190H81ZM86 191H87V190H86ZM86 191H84V192H86ZM88 191H89V190H88ZM91 191H92V190H91ZM157 191H160V190H157ZM168 191H169V190H168ZM168 191H167V194H168ZM177 191H179V190L177 189ZM177 191H176V192H177ZM190 191H188V192L190 193ZM198 191H195V192H198ZM210 191H211V189H210ZM210 191H207V192L210 193ZM236 191H237V189H236ZM248 191H249V189H248ZM185 192H186V191H185ZM195 192H193V193H195ZM200 192H199V193H200ZM216 192H217V191H215V195H218V194H216ZM227 192H228V191H227ZM238 192H239V191H238ZM238 192H237V193H238ZM253 192H254V191H252V193H253ZM6 193H7V192H6ZM41 193H43V192H41ZM74 193H75V191H74ZM89 193L92 194V192H87L86 194L89 195ZM93 193H94V192H93ZM156 193H159V192H156ZM164 193H166V192L164 191ZM164 193H163V194H164ZM191 193H192V191H191ZM191 193H190V194H191ZM199 193H198V194H199ZM203 193H205V191H204ZM211 193H212V191H211ZM211 193H210V194H211ZM218 193H219V192H218ZM221 193H222V192H221ZM234 193H235V192H234ZM234 193H233V194H234ZM257 193H258V192H257ZM1 194H2V193H1ZM71 194H72V193H71ZM80 194H81V192H80ZM159 194L161 195L162 193H159ZM169 194H170V193H169ZM178 194H179V193H178ZM178 194L176 193V195H178ZM183 194H184V193H183ZM190 194H189V195H190ZM205 194H206V193H205ZM222 194H223V193H222ZM228 194H229V193H228ZM230 194H231V193H230ZM238 194H241V193H238ZM39 195H40V194H39ZM41 195H42V194H41ZM41 195H40V196H41ZM76 195H77V196H75V199H76V197H79V196H80V195L78 196V193H77ZM84 195H85V194H84ZM94 195H95V194H94ZM156 195H157V194H156ZM171 195H172V194H171ZM179 195H180V194H179ZM189 195H188V193H187V198H188ZM191 195H193V194H191ZM215 195H214V196H215ZM220 195H221V194H220ZM231 195H232V194H231ZM40 196H39V197H40ZM72 196H73V195H72ZM82 196H83V195H82ZM82 196H81V197H82ZM167 196H168V195H167ZM169 196H170V195H169ZM180 196H181V195H180ZM183 196H184V195H183ZM198 196H199V195H198ZM232 196H233V195H232ZM236 196H237V194H236ZM236 196H235V197H236ZM241 196H242V195H241ZM252 196H253V195H252ZM255 196H256V194H255ZM1 197H3V196H1ZM12 197H13V196H12ZM83 197H84V196H83ZM92 197H93V196H91V198H92ZM160 197H162V195H161ZM160 197H159V198H160ZM175 197H176V196H175ZM178 197H179V196H178ZM185 197H186V195H185ZM185 197H184V198H185ZM190 197H191V196H190ZM192 197H194V196H192ZM199 197H201V195H200ZM199 197H198V199H199ZM204 197H205V196H204ZM206 197L208 198V195H206ZM217 197H218V196H217ZM222 197H223V196H221V198H222ZM226 197H228L227 194H226ZM229 197L232 198L231 196H229ZM237 197H238V196H237ZM249 197H251V196H249ZM258 197H259V195H258ZM84 198H85V197H84ZM84 198H82V199H84ZM87 198L91 199L90 196H89V197L87 196ZM93 198H94V197H93ZM163 198H164V196L162 197V200H165V201H162V202H166V201L169 202L168 200L163 199ZM165 198H166V195H165ZM201 198H202V197H201ZM215 198H216V196H215ZM219 198H220V197H219ZM221 198H220V200H222ZM230 198H229V199H230ZM247 198H248V197H247ZM68 199H70V200L72 201L71 196H70V198H68ZM160 199H161V198H160ZM171 199H173V198H171ZM176 199H177V197H176ZM182 199H183V198H182ZM182 199H181V200H182ZM188 199H189V198H188ZM194 199H196V198H194ZM210 199H211V198H210ZM225 199H226V198H225ZM227 199H228V198H227ZM235 199H236V198H235ZM238 199H240V198H238ZM250 199H251V198H250ZM78 200H79V199L77 198V201H78ZM169 200H170V199H169ZM211 200H213V199H211ZM215 200H216V199H215ZM215 200H214V201H215ZM240 200H242V199H240ZM260 200H261V199H260ZM263 200H264V199H263ZM11 201H12V200H11ZM75 201H76V200H75ZM77 201H76V203H77ZM81 201L84 202L85 200H81ZM155 201L157 202V200H155ZM186 201H187V200H186ZM200 201H201V200H200ZM224 201H225V200H224ZM230 201H232V200L230 199ZM257 201H258V203H259V200H257ZM257 201H256V202H257ZM15 202H16V201H15ZM160 202H161V201H160ZM170 202H171V201H170ZM170 202H169V203H170ZM175 202H177V200H176ZM188 202H189V200H188ZM188 202H187V203H188ZM194 202H195V201H194ZM217 202H218V201H217ZM217 202H214V203H217ZM236 202L239 203V201H237V200H236ZM263 202H264V201H263ZM64 203H65V202H64ZM67 203H68V202H67ZM70 203H71V202H70ZM84 203H85V202H84ZM157 203H159V202H157ZM173 203H174V202H173ZM173 203H172V202L170 203V204H171V207L173 206V205H172ZM177 203H178V202H177ZM177 203H174V204L177 205ZM180 203H181V202H180ZM183 203H184V200H183ZM196 203H197V202H196ZM212 203H213V201H212ZM212 203H211V204H212ZM242 203H243V202H242ZM242 203L240 202V204H242ZM261 203H262V202H261ZM261 203H259V204H261ZM32 204H33V203H32ZM74 204H75V202H74ZM166 204H167V203H166ZM178 204H179V203H178ZM191 204H192V203H191ZM194 204H195V203H194ZM202 204H203V203H202ZM206 204H207V202H206ZM208 204H209V203H208ZM208 204H207V205H208ZM220 204H221V203H220ZM243 204H244V203H243ZM243 204H242V205H243ZM253 204H255V203H253ZM259 204H255V205L258 206ZM262 204H264V203H262ZM55 205L57 206L58 204H55ZM61 205H62V204H61ZM61 205H60V206H61ZM75 205L77 206V204H75ZM82 205H83V204H82ZM163 205H164V203H163ZM167 205H168V204H167ZM203 205H204V204H203ZM226 205H227V202H226ZM244 205H245V204H244ZM255 205H254L253 208H255ZM56 206H55V207H56ZM62 206H63V205H62ZM62 206H61V207H62ZM79 206H80V204H79ZM83 206H84V208H86V207H85V206H87L86 203H85ZM161 206H162V205H161ZM182 206L185 207V205H182ZM189 206H190V205H189ZM193 206H194V205H193ZM217 206H218V205H217ZM217 206H216V207H217ZM221 206H222V205H221ZM234 206H235V205H234ZM237 206L239 207V205H237ZM237 206H236V207H237ZM68 207H69V206H68ZM80 207H81V206H80ZM187 207H188V206H187ZM194 207H195V206H194ZM207 207H208V206H207ZM209 207H211V206H209ZM216 207H215V208H216ZM248 207H250V206H248ZM260 207H261V206H260ZM44 208H45V207H44ZM48 208H49V207H48ZM48 208H47V210L50 211L51 208H49V209H48ZM52 208L54 209V207H52ZM62 208H63V207H62ZM62 208H61V210H62ZM159 208H160V206H159ZM177 208H179V207H177ZM185 208H186V207H185ZM185 208H184V209H185ZM202 208H206V207H202ZM223 208H227V207H224V206H223L222 208H219V210H220V209H223ZM256 208H257V207H256ZM263 208H264V205H263ZM55 209H56V208H55ZM55 209L53 210V211H54V215L56 214V213H55V211H56ZM79 209H80V208H79ZM79 209H78V210H79ZM175 209H176V208H175ZM187 209H188V208H187ZM208 209H209V208H208ZM227 209H228V208H227ZM237 209H238V211L240 210V208H235L234 210L237 211ZM242 209H243V208H242ZM245 209H247V205H246V208H245ZM14 210H15V209H14ZM29 210L31 211V209H29ZM75 210H77V209H75ZM160 210H161V209H160ZM160 210H159V211H160ZM170 210L173 211V207H172ZM178 210H179V209H178ZM197 210H198L199 213H200L199 208H198V209L196 208L195 211H197ZM213 210H214V209H212V211H213ZM229 210H230V208H229ZM229 210H228V211H229ZM232 210H233V209H232ZM234 210H233V211H234ZM247 210H250V209H247ZM255 210H256V209H255ZM259 210H260V209H259ZM261 210H262V209H261ZM261 210H260V211H261ZM26 211H27V210H26ZM45 211H46V209H45ZM84 211H85V210H84ZM172 211L170 212L171 215H172ZM175 211H176V210H175ZM179 211H180V210H179ZM182 211H183V210H182ZM182 211H180V214H181V213L184 214L185 211H183V212H182ZM190 211H191V210H190ZM192 211H194V210L192 209ZM192 211H191V212H192ZM228 211H226V212L229 213ZM241 211H242V210H241ZM256 211H258V209H257ZM263 211H264V210H262V212H263ZM38 212H39V211H38ZM40 212H41V211H40ZM46 212H47V211H46ZM46 212H45V213L43 212V213L45 214V217L49 216V218H50V217H51L50 214L47 215L48 212H47V214H46ZM61 212H62V211H61ZM177 212H178V211H177ZM205 212H206V211H205ZM215 212H217V211H215ZM221 212H223V211H221ZM230 212H231V210H230ZM242 212H243V211H242ZM245 212H246V211H245ZM258 212H259V211H258ZM20 213H22V212L20 211ZM43 213H42V214H43ZM52 213H53V212H52ZM52 213H51V214H52ZM158 213H159V212H158ZM166 213H167V212H166ZM189 213H190V212H189ZM196 213H197V212H196ZM210 213H212V212L210 211ZM210 213H208V214H210ZM213 213H214V212H213ZM224 213H225V212H224ZM227 213H226V214H227ZM235 213H236V212H235ZM235 213H234V214H235ZM239 213H240V212H239ZM239 213H238V214H239ZM243 213H244V212H243ZM256 213H257V212H256ZM256 213H255V214H256ZM44 214H43V215H44ZM59 214H60V212H59ZM76 214H77V213H76ZM81 214H82V212H81ZM84 214H85V213H84ZM160 214H161V213H160ZM167 214H168V213H167ZM226 214H225V215H226ZM229 214H231V213H229ZM229 214H228V215H229ZM260 214H261V213H260ZM263 214H264V212H263ZM54 215H53V216H54ZM56 215H57V214H56ZM176 215H178V214L176 213ZM185 215H186V214H184V216H185ZM204 215H205V214H204ZM217 215H219V214L217 213ZM235 215H236V214H235ZM245 215H247V214H245ZM250 215L253 216V214H250ZM258 215H259V214H258ZM18 216H22V214H21V215L19 214ZM34 216H36V214H35ZM34 216H32V217H34ZM164 216H165V215H164ZM172 216H175V213H174V215H172ZM190 216H191V214H190ZM190 216H189V217H190ZM192 216H193V215H192ZM222 216H223V215H222ZM222 216H221V217H222ZM230 216H231V215H229V217H230ZM255 216H256L255 219H257V215H255ZM259 216H260V215H259ZM263 216H264V215H263ZM29 217H30V215H29ZM36 217H38V216H36ZM180 217H181V215L179 216V218H180ZM189 217H188V218H189ZM193 217H195V215H194ZM193 217H192V218H193ZM198 217H200V215H199ZM207 217H208V216H207ZM217 217H219V216H217ZM261 217H262V215H261ZM12 218H14V217H12ZM38 218H39V220H40V218L43 219L42 215H41V216L39 215ZM47 218H48V217H47ZM47 218H45V219H47ZM166 218H167V216H166ZM176 218H177V217H176ZM181 218H182V217H181ZM188 218H187V219H188ZM231 218H233V215H232ZM234 218H236V217H234ZM234 218H233V219H234ZM249 218H250V217H249ZM259 218H260V217H259ZM29 219L32 220L31 217H30ZM34 219H35V218H34ZM50 219H51V218H50ZM169 219L171 220V218H169ZM199 219H200V218H199ZM203 219H204V218H203ZM203 219H202V220H203ZM208 219H209V218H208ZM213 219H214V218H213ZM218 219H219V218H218ZM227 219H228V218H227ZM229 219H230V218H229ZM229 219H228V220H229ZM233 219H231V222L228 221V223L234 224V222H233L234 220H233ZM253 219H254V218H252V220H253ZM27 220H28V218H27ZM35 220H36V219H35ZM43 220H44V219H43ZM48 220H49V219H48ZM48 220H46V221H48ZM74 220H75V218H74ZM173 220H174V218H173ZM181 220H182V219H179V221H181ZM184 220H185V219L183 218V221H184ZM190 220H191V218H190ZM192 220H193V219H192ZM196 220H197V218H196ZM205 220H206V217H205ZM223 220H225V218H223ZM36 221H37V220H36ZM194 221H195V219H194ZM213 221L216 222L215 219H214ZM213 221H212V222H213ZM256 221H257V220H256ZM260 221H261V220H260ZM48 222H49V221H48ZM48 222H47V223H48ZM165 222H166V220H165ZM167 222H168V220H167ZM167 222H166V224H167ZM174 222H175V221H174ZM176 222H177V220H176ZM184 222H185V221H184ZM195 222H196V221H195ZM197 222H200V221H197ZM197 222L194 223V224H197ZM202 222H203V221H201V225H202ZM208 222H209V221H208ZM220 222H221V221H220ZM251 222H252V221H250V223H251ZM71 223L73 224L74 221H72ZM76 223H77V220H76ZM172 223H173V222H172ZM185 223H186V222H185ZM185 223H184V224H185ZM190 223H191V222H190ZM218 223H219V220H218ZM238 223H239V222H238ZM254 223H255V222H253V224H252V225H253V228H255V230L257 229L258 231H257V230H256L257 232H256L255 230H253V231H255V233H258L259 230H260V232H261L262 228H264V225H263L262 227L260 226L261 229H259V226H258V228H256V226L254 227ZM26 224H28V222H26ZM32 224H33V228H34V224H35L34 222H32L31 225H30V224H28V225L32 226ZM173 224H174V223H173ZM176 224H177V223H176ZM186 224L188 225V223H186ZM206 224H207V223H206ZM211 224H212V225L210 226V228L213 227V223H211ZM235 224L237 225V223H235ZM259 224H260V223H259ZM261 224H263V223H261ZM28 225H27V227L24 226V227L26 228V229H25L26 233L28 232V231H27V230H28L27 228H29ZM37 225H38V224L36 223V224H35V229L37 230V231H36V232H37V235H39V234H38V229H37L38 226H37ZM42 225H43V224H42ZM67 225H68V224H67ZM171 225H172V224H171ZM179 225H180V224H179ZM198 225H199V223H198ZM201 225L199 226V229H200V227L203 228V225H202V226H201ZM216 225L219 226V225L216 223V224H215V227H216ZM220 225H221V224H220ZM224 225H225V223H224ZM227 225H229V224H227ZM227 225H226V226H227ZM236 225H235V226H236ZM252 225H251V226H252ZM48 226H50V224H49ZM70 226H71V225H69V228H70ZM73 226H74V224H73ZM73 226H72V227H73ZM167 226H168V224H167ZM184 226H186V225H184ZM229 226H230V225H229ZM249 226H250V225H249ZM251 226H250V227H251ZM39 227H40V225H39ZM41 227H42V226H41ZM164 227H165V224H164ZM169 227H170V225L168 226V230H167V228H166L167 233H168V231L171 230V229L169 230ZM191 227H192V224H191ZM207 227H208V226H207ZM207 227H205V229H206ZM215 227H213V228H215ZM219 227H220V226H219ZM3 228H4V227H3ZM33 228L31 227V228H29V229H32V232H35V230H34ZM42 228H43V227H42ZM42 228H41V232H42ZM47 228H48V227H47ZM65 228H66V226H65ZM170 228H171V227H170ZM181 228H182V227H180V229H181ZM183 228H185V227H183ZM192 228H193V227H192ZM192 228H191V229H192ZM202 228H201V229H202ZM213 228H212V229H213ZM227 228H228V226L226 227V230H227ZM21 229H22V228H21ZM23 229H24V228H23ZM23 229H22V230H23ZM44 229H45V228H44ZM176 229H177V228H176ZM186 229H187V228H186ZM188 229H189V228H188ZM199 229H198V231H199ZM215 229H217V228H215ZM231 229H232V227H231ZM244 229H245V228H244ZM0 230H1V229H0ZM4 230H5V229H4ZM65 230H66V231H69V230H67V229H64V231H65ZM196 230H197V229H195L194 231H196ZM219 230H220V228H219ZM245 230H247V229H245ZM1 231H2V230H1ZM25 231H24V232H25ZM45 231H47V229H46ZM174 231H175V230H174ZM206 231H207V230H205V232H206ZM214 231H215V230H214ZM220 231H221V230H220ZM2 232H3V231H2ZM19 232H20V230H19ZM29 232H30V231H29ZM32 232H30V233H32ZM60 232H61V231H60ZM160 232H161V234H162L163 230H161ZM176 232H177V230H176ZM176 232H175V233H176ZM179 232H180V231H179ZM182 232H183V231H182ZM185 232H186V231H185ZM187 232L191 234V231H188V230H187ZM196 232H197V231H196ZM200 232H201V231H199V235L202 236V235L200 234ZM207 232H209V231H207ZM207 232H206V233H207ZM217 232H219V231L217 230ZM227 232H228V231H226V233H227ZM21 233H23V231H22ZM30 233H28L27 235H29ZM167 233H166V234H167ZM169 233H170V232H169ZM202 233H203V230H202ZM224 233H225V232H224ZM226 233L223 234V235L226 236ZM243 233H245V231H244ZM243 233H241V235H242ZM249 233H250V234H249ZM252 233H254V232H252V231H251V232H250V231L248 232V235H250L249 237H251V234H252ZM255 233H254V234H255ZM24 234H25V233H24ZM60 234H61L62 237H63V235H65V234L63 233V231H62V233H60ZM62 234H63V235H62ZM164 234H165V233H164ZM166 234H165V235H166ZM171 234H174V233H171ZM176 234H177V233H176ZM180 234H182V233L180 232ZM185 234H186V233H185ZM207 234H208V233H207ZM259 234H260V233H259ZM1 235H2V234H1ZM27 235L24 237L25 239L28 238ZM31 235H33V233H32ZM34 235H35V233H34ZM37 235H36V236H37ZM167 235H168V237H169V234H167ZM199 235H198V236H199ZM209 235H210V234H209ZM214 235H215V234H214ZM216 235H217V234H216ZM252 235H253V234H252ZM36 236H34V237H29V238H32L31 240H33V238H35V240H36V238H37ZM61 236H60V237H61ZM162 236H164V235L162 234ZM173 236H174V235H173ZM177 236H179V234H177ZM182 236H183V234H182ZM191 236H192V234L190 235V237H191ZM228 236H229V234H228ZM234 236H235V235H234ZM238 236H239V235H238ZM255 236H256V235H255ZM0 237H1V236H0ZM56 237H58V236H56ZM62 237H61V238H62ZM174 237H175V236H174ZM179 237H181V236H179ZM184 237H185V236H184ZM184 237H183V238H184ZM188 237H189V236H188ZM203 237H204V236H203ZM222 237L224 238V236H222ZM239 237H240V236H239ZM249 237H248V238H249ZM24 238H23V239H24ZM29 238H28V239H29ZM175 238H176V237H175ZM183 238H182V239H183ZM194 238H195V235H194ZM223 238H222V241H224ZM226 238H227V237H226ZM248 238H245V239H248ZM251 238L254 239L255 237H251ZM19 239H20V238H19ZM57 239H58V238H57ZM57 239H54V240L56 241ZM99 239H100V238H99ZM177 239L180 240L179 238H177ZM177 239H176V240H177ZM203 239H204V238H203ZM211 239H212V238H211ZM237 239L240 240V238H237ZM176 240H175V241H176ZM178 240H177V241H178ZM187 240H188V239H187ZM187 240H186V241H187ZM197 240H199V239H197ZM209 240H210V239H209ZM239 240L236 241L235 245H238V246H239V243H237V242H239ZM250 240H251V239H249V241H250ZM22 241H23V240H22ZM26 241H27V239H26ZM26 241H24V242H26ZM59 241H60V240L58 239L57 242H59ZM167 241H168V238H167ZM181 241H182V240H181ZM183 241H185V240H183ZM183 241H182V242H183ZM186 241H185L184 243H186ZM200 241H201V240H200ZM203 241H204V240H203ZM207 241H208V240H207ZM215 241H216V240H215ZM245 241H246V240H245ZM247 241H248V240H247ZM247 241H246V242H247ZM24 242H23V243H24ZM29 242H31V241L29 240ZM29 242H28V243H29ZM168 242H170V240H169ZM201 242H202V241H201ZM246 242H244L245 246L248 245ZM251 242H252V241H251ZM251 242L249 243L248 246L251 245ZM18 243H19V242H18ZM23 243H22V245H23ZM26 243H27V242H26ZM34 243H35V241H34L32 244H34ZM176 243H177V242H176ZM176 243H175L173 246H171V247H172V248H175L174 246H176ZM184 243H181V244L184 245ZM188 243H189V242L187 241L186 244L188 245ZM196 243H197V241H196ZM196 243H195V244H196ZM213 243L215 244L214 241H213ZM19 244H20V243H19ZM52 244H53V243H52ZM54 244H57V243L54 242ZM54 244H53V245H54ZM178 244H179V243H178ZM186 244H185L184 246H187ZM191 244H192V243H190V245H191ZM198 244H199V243H198ZM224 244H225V242H222V246H223ZM226 244H227V243H226ZM244 244H243V246H244ZM246 244H247V245H246ZM13 245H15V243H13ZM24 245H25V243H24ZM27 245L30 246L31 244L29 243V244H27ZM53 245H52V248H51L53 251H52L51 249H49L48 251H50V252L52 251V252H51V253H52V256H55V254H53V252L55 251V249H53V248H54L55 246H53ZM132 245H134V244H131V247H132ZM183 245H182V247H183ZM203 245H204V243H203ZM203 245H202V246H203ZM11 246H12V244L10 245V248H11ZM20 246H21V245H20ZM102 246H103V245H102ZM128 246H129V245H128ZM128 246H127V247H128ZM178 246H179V245L176 246V249H177ZM180 246H181V245H180ZM188 246H189V245H188ZM193 246H194V244H193ZM195 246H196V245H195ZM198 246H199V245H198ZM214 246H215V245H214ZM222 246H221V247H222ZM225 246H226V245H225ZM238 246H237L236 249L233 248V249H234V252L237 251ZM243 246H242V247H243ZM245 246H244V247H245ZM248 246H247V249H248ZM23 247H24V246H23ZM25 247H27V246H25ZM104 247H105V246H104ZM182 247H181V248H182ZM196 247H197V246H196ZM200 247H201V246H200ZM209 247H210V245H209ZM226 247H227V246H226ZM27 248H31V247H27ZM55 248H56V250H57V246H56ZM60 248H61V247H60ZM63 248L65 249V247H63ZM101 248H102V249H101ZM133 248H135V247H133ZM133 248L131 249V253H133L132 250H136V249H137V248H135V249H133ZM172 248H171V249H172ZM198 248H199V247H198ZM205 248H206V247H205ZM230 248H231V247H230ZM20 249L22 250L23 248H20ZM98 249H99L98 251L102 250V251L98 252V253H100L99 255L101 256V254L104 253V252H103V247H101V245H100V247H99ZM128 249H129V247H128ZM187 249H188V247H187ZM193 249L195 250V248H193ZM209 249H210V248H209ZM242 249H243V248H242ZM244 249H246V247H245ZM244 249L242 250V252L245 251ZM24 250H26V249L24 248ZM172 250H173V249H172ZM172 250H171L172 253H175V252L177 251V250L174 249V250H173L174 252H173ZM202 250H203V249H202ZM204 250H205V249H204ZM235 250H236V251H235ZM18 251H19V249H18ZM22 251H23V250H22ZM26 251H27V250H26ZM29 251H30V250H29ZM48 251H45V252L48 253ZM93 251H94V250H93ZM107 251H108V250H107ZM107 251H105V253H106ZM138 251H139V250H138ZM196 251H197V250H196ZM196 251H194V252H196ZM212 251H213V250H212ZM238 251H239V250H238ZM238 251H237V252H238ZM50 252L48 253V255L50 254ZM58 252H59V251H58ZM61 252H62V251H61ZM101 252H102V253H101ZM128 252H129V250H128ZM198 252H199V249H198ZM13 253H14V252H13ZM19 253H20V252H18L17 254H16V253H14V254H15V255H18ZM27 253H28V252H27ZM63 253H64V252H63ZM69 253H70V251H69ZM89 253H90V252H89ZM94 253H95V252H94ZM94 253H92V255H93ZM98 253H97V254H98ZM169 253H170V252H169ZM183 253H185V252L183 251ZM192 253H193V251H192ZM192 253H191V255H192ZM199 253H200V252H199ZM208 253H209V252H208ZM212 253H213V252H212ZM229 253H230V252H229ZM232 253H233V252H231V254H232ZM22 254H23V253H22ZM22 254L19 255V259H20V256H21ZM24 254H25V253H24ZM42 254H43V253H42ZM42 254H41L40 256H42ZM56 254H57V253H56ZM108 254H109V253H108ZM108 254L106 253V255H108ZM120 254L122 255V252H120ZM124 254H125V252L123 253V256H124ZM161 254L166 255L165 252H164V253H161ZM161 254H160V255H161ZM178 254L180 255V253H178ZM195 254H196V253H195ZM195 254H194V255H195ZM231 254H230V255H231ZM243 254H244V253H243ZM6 255H7V254H6ZM6 255H5V256H6ZM12 255H13V254H11V255L8 254V256H12ZM25 255H26V254H25ZM46 255H47V254H46ZM48 255H47V256H48ZM50 255H51V254H50ZM94 255H96V254H94ZM99 255H98V256L96 255L97 258L99 257ZM106 255H105V256H106ZM111 255H114V254L112 253ZM115 255H116V253H115ZM121 255H120V256H121ZM163 255H161V256H163ZM169 255H170V254H168V255H166V256L168 257ZM179 255H177V256H179ZM191 255H190V256H191ZM194 255L191 256V259H192V257H194ZM218 255H219V254H218ZM235 255H236V256H235ZM5 256H4V257H5ZM8 256L6 257V260H7ZM13 256H14V255H13ZM44 256H45V255H44ZM59 256H60V255L57 254V258H59ZM61 256H62V255H61ZM85 256H86V255H84V257H85ZM129 256H130V254H129ZM136 256H137V255H136ZM161 256H160V257H161ZM207 256H208V255H207ZM222 256H223V255H222ZM228 256H229V255H228ZM237 256H238L237 254H234V257H235V258H237ZM16 257H17V256H16ZM16 257H14V258H16ZM25 257H26V256H25ZM68 257H69V256H68ZM92 257H93V256H92ZM130 257H131V256H130ZM169 257H170V256H169ZM181 257H182V256H181ZM185 257H186V256H185ZM188 257H189V256H187V258H188ZM201 257H202V255H201ZM210 257H211V256H210ZM14 258H12V260H13V261L15 260V261L17 262V259H14ZM37 258H38V257H37ZM37 258H36V259H37ZM39 258H40V260H38V259H37V260L41 262V257H39ZM42 258H43V257H42ZM49 258H50V256H49ZM49 258H48V259H49ZM70 258H71V257H70ZM97 258H96V259H97ZM100 258H101V257H99L98 259H99V260H102V258H101V259H100ZM128 258H129V257H128V255H127V259H128ZM157 258H158V257H157ZM157 258H156V259H157ZM162 258L164 259V256H163ZM162 258H160V259H162ZM215 258H216V257H215ZM231 258H233V257H231ZM26 259H27V258H26ZM36 259H35V261H36ZM50 259H51V261H52L53 258H50ZM50 259L48 260L49 263L51 262ZM60 259H61V258H60ZM78 259H79V258H78ZM78 259H77V260H78ZM81 259H83V258H81ZM81 259L78 260V263L81 261ZM87 259H88V258H87ZM96 259H95V260H96ZM124 259H125V258H124ZM130 259H131V258H130ZM133 259H134V258H133V256H132V260H133ZM158 259H159V258H158ZM163 259H162V260H163ZM166 259H167V258L165 257L164 260L166 261ZM170 259H171V258H170ZM170 259H169V261H170ZM173 259H176V258L173 257ZM179 259L181 260L180 257H179ZM183 259H184V258H183ZM183 259H182L181 261H188V260H183ZM194 259H195V258H194ZM202 259L204 260L205 258L203 257ZM206 259H207V258H206ZM206 259H205V260H206ZM222 259H223V258H222ZM229 259H230V258H229ZM9 260H10V259H9ZM12 260H10V261H12ZM31 260L34 261V259H31ZM54 260H57V259H55V257H54ZM92 260H94V258H93ZM92 260L90 259L91 264H92ZM95 260H94V263H93V264L96 263ZM113 260H115V259H112V262H114ZM118 260H119V259H118ZM120 260H121V259H120ZM132 260H131V261H132ZM162 260H161V261H162ZM164 260H163V261H164ZM171 260H172V259H171ZM180 260H179L178 262H180ZM207 260H210V261H211V259H209V257H208ZM225 260H226V262H227L226 264H230V263H231L230 261H233V259L228 260V259H226V258H225ZM227 260H228L230 263H228ZM234 260H235V259H234ZM22 261H23V260H22ZM38 261H37V264L40 263V262H38ZM45 261H46V259H45ZM96 261H97V260H96ZM105 261H106V260H105ZM105 261H103V262H105ZM116 261H117V260H115V262H116ZM128 261H129V260H128ZM128 261H127V262H128ZM156 261H157V260H156ZM192 261H193V263H194V260H193V259H192ZM196 261H197V260H196ZM235 261H236V260H235ZM6 262H7V261H6ZM8 262H9V261H8ZM16 262H15V263H16ZM28 262H29V260H28ZM43 262H44V261H42V263H43ZM52 262L54 263V261H52ZM83 262L85 263V260H84V259H83ZM99 262H100V261H99ZM99 262H97V263H99ZM106 262H107V263H106ZM106 262H105V263L108 264L110 261H109V262L106 261ZM123 262H125V261L123 260ZM129 262H130V261H129ZM133 262H134V261H133ZM133 262H132V263H133ZM153 262H154V260H153ZM157 262H158V261H157ZM157 262H156V263H157ZM198 262H199V261H198ZM202 262H203V261H202ZM207 262H208V261H207ZM213 262H214V260H213ZM224 262H225V261H224ZM2 263H3V262H2ZM2 263H1V264H2ZM12 263H13V262H11V264H12ZM19 263H21V262H19ZM26 263H27V262H26ZM57 263H58V262H57ZM57 263L55 262V264H57ZM117 263H118V262H117ZM125 263H126V262H125ZM174 263H175V262H174ZM174 263H172V264H174ZM180 263H181V262H180ZM16 264H17V263H16ZM31 264H32V263H31ZM34 264H35V262H34ZM43 264H46V263H43ZM50 264H51V263H50ZM72 264H75V263L72 262ZM80 264H82V261L80 262ZM111 264H113V263H111ZM152 264H153V263H152ZM154 264H155V263H154ZM158 264H160V263H158ZM176 264H177V263H176ZM178 264H179V263H178ZM183 264H184V262H183ZM209 264H210V263H209Z\"/></svg>",
    "mask_w": 264,
    "mask_h": 264
}]
</instances>
